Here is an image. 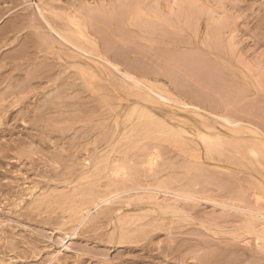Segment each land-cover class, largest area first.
Listing matches in <instances>:
<instances>
[{
	"label": "bare ground",
	"instance_id": "bare-ground-1",
	"mask_svg": "<svg viewBox=\"0 0 264 264\" xmlns=\"http://www.w3.org/2000/svg\"><path fill=\"white\" fill-rule=\"evenodd\" d=\"M37 2H34L33 0H0V2H3V3H1L0 4V19H1V17L3 18H6L7 19V17H8V20H6V21H9V23L7 22H5L4 21V23H5V28L3 27V30L2 31H4V30H6V28H7V31H5V33H6V36H4V32H0V34H3V37L4 38H1L2 40H4V41H6V43H8V40H10V38H12V36L14 35V34H18V33H21L22 32V34L20 35V34H18L19 36H17V37H15V39H13L14 40V42H18L17 43V46L18 45H20L21 43L20 42H22V44H21V47H18V53H19V55L21 56L22 55V57H23V60H25V62L24 61H22V60H20V62L19 61H17L18 62V64L19 63H32V64H35V65H39L40 66V68H39V70H41V72H44V73H41V74H43L40 78L42 79V80H40L39 78V80L37 79V77H39V74H40V72H39V70H33V72H32V70L30 69H28V71H27V67L26 66H24L25 67V69H26V71H25V69H19L18 68V66H21L22 64H17V69H16V66L14 65V63H12L13 65H14V68L12 69L11 67H10V70L12 71H14V70H17L16 71V77L14 76V75H12V74H10V76L9 75H2V74H0V85L2 84V82H5V81H7L6 83H8L7 84V86H8V88L10 89V90H8V88H7V86H6V88H4V92H5V90L7 91V92H5V93H7L8 94V92H11V94L10 95H8V96H11V97H14V93H12L13 92V90H14V92H15V89H16V93H17V95L19 96V97H17L16 99L19 101V99H20V96H22V97H24V98H22V99H24V100H22V99H20L21 100V104H22V101H23V103L24 104H22V105H24V107L25 106H27V108L25 107L24 108V110L26 109H28L27 111H25L24 112V110H23V106H16L15 105V107H17V109L19 110V112L21 113V114H18L17 112V115H15L16 113H14L13 114V111H11L12 112V114L13 115H15V116H17L16 118H23L22 119V121L24 120L25 121V118L26 117H30L31 116V114H30V112L31 111H33V109L31 110V109H29L28 108V105H26V101L27 100H29L30 101V97L31 96H29L28 97V95H26V94H28V92H27V89L28 90H30V89H32L33 87H34V89H35V87L36 86H42V87H46V85H47V82L49 81H53L52 83L53 84H49V82H48V84L50 85V86H52V87H54L53 89H55V87L56 86H58V92H59V90H61L60 88H63L64 87V89L63 90H65L66 91V89H65V87H67V86H71V90H70V87H69V89L68 90H70L71 92H72V90H73V92H75L76 91V93H78L79 94V92H77V90H74V89H76V88H74L75 86H77L78 84H76V81H82L83 80V78L86 76V74H87V77H89V72H90V70H92V72H90V75L94 72L93 71V69H90L89 67H91L90 66V62L88 63V60L89 59H91V61H92V59H93V61L92 62H94V58L95 57H97V56H99V58H101L103 61H104V64H103V66L104 67H107L108 68V65H111L112 64V62L114 63L115 61H116V63H117V61L118 62H122V60L124 61V57H128L127 58V60L129 59V57H130V55L131 54H134V53H132L133 52V49H135V48H133L132 49V46H131V44H130V46H129V44H127L128 42L127 41H129V40H131V39H129L128 40V38H121V30L120 29H123L124 27H122L124 24H127V26L126 27H128V28H124L125 30H131V35H132V33L134 34H137L136 35V37L139 35L140 36V39H141V41L139 42H137V43H142V40L144 41L145 39H149L150 40V38H153V37H155V35H157L158 33V31L156 30V29H159L160 31H159V33L160 34H158V39H159V41H158V45H165V46H171V44L173 43H171L170 42V40L171 39H169V38H167L164 34H166V33H164V32H166L165 30H168L169 31V29L171 28V29H173L174 28V25L178 28V25L180 24L179 22V24H175V22L177 21H175L174 22V20H173V22H172V16H171V8H174V7H172L173 5H174V2L175 1H177V2H175L176 4L179 2V5H180V8L178 9V11L179 12H177V14L178 13H183V12H185V11H190L191 10V12H185V13H183V14H185V15H187L188 13H189V15H187V17L189 16V18H187V17H183L184 19H188V21L190 20V22H185L184 23V21L185 20H183V19H180L181 21L183 20V22H182V24L181 25H179V26H182L183 24V26L184 27H179V29L180 30H182L183 29V31H185L186 29H188L187 31H190L189 30V26L188 27H186L185 28V24L186 23H191V24H189L190 26H191V30H193L192 31V33H194L193 34V37L195 38V36H199V34H200V32L198 31V28L202 25V26H205L204 28H202L204 31L206 30V36H204L205 38H204V40L203 41H201V43L202 44H204V51H206L211 57H213V56H215L217 59L218 58H226V57H229V52H222V51H224L223 50V47H222V44H223V42L225 43V41H226V43L223 45V46H225V45H227L228 43L227 42H229L228 40H227V36H226V34L228 33V31L230 30V31H234L233 30V26H234V21H232L231 19H234L235 20V18H229V16L227 17V14L228 13H226V11L228 10V9H226V8H228L229 6V4H232V1L233 2H235L234 4H232V6H231V10H234V11H241V13L243 14V13H245L246 15H247V12H244V11H248V9L250 8V7H248V9H243L244 7H243V5H245L249 0H202L201 2H203V3H201L200 2V0H196L197 2H195V0H193L192 2H190L191 4H188L190 7L189 8H192V9H189L188 7H186V9H185V6H187V5H185V4H187V2L189 3V1H187L186 0V2H185V6H184V9H185V11H183L184 9H181V8H183V5H181V3L183 2L184 3V0L182 1V0H175L174 2H173V4L171 3V1L172 0H36ZM241 1H243L245 4H243V2H241ZM246 1V2H245ZM262 1V0H261ZM181 2V3H180ZM199 2V3H198ZM242 3L243 5H242V7H239L238 6V3ZM262 2H264V1H262ZM6 4V6L4 5H2V4ZM192 3L194 4V3H197V4H194V6L192 5ZM228 3V4H227ZM240 3V4H241ZM252 3V2H251ZM2 5V6H1ZM178 4H177V8H178V6H179ZM216 5H218L217 7H214V6H216ZM219 5H222V6H220L221 8H223L222 10H223V12H225L226 13V17H224V18H222V20L219 22L218 21V17H217V15H216V13H218L219 14V12L221 11V9L220 10H218V7H219ZM247 6H249L248 4H246ZM251 5V4H250ZM252 5H254L253 3H252ZM174 6H176V5H174ZM203 6H205L204 7V9L205 10H203V8H202V10L204 11H202V10H199V9H201V7H203ZM1 7H2V9H1ZM214 7V8H213ZM219 7V8H220ZM16 8V9H15ZM177 8H174V9H176L177 10ZM210 8V9H209ZM213 8V9H212ZM215 8H217V10L215 9ZM7 9V10H6ZM181 9V10H180ZM212 9V10H211ZM214 9H215V13H214ZM229 9V10H230ZM1 10H3V11H1ZM207 10V13H208V11L209 10H211V11H209V13H208V15L206 16L205 15V11ZM252 10V7H251V9H249V11H251ZM261 10H264V3H262V6H261ZM20 11V12H19ZM22 11V12H21ZM175 11V10H174ZM181 11V12H180ZM199 11H200V13H199ZM216 11H219V12H216ZM116 13V15H115V13ZM119 12H120V15L122 16V18H121V16L119 17L118 16V18H119V20H120V18H121V22H122V25L121 24H117V27H118V25H121L120 27H122V28H117V27H115V25L116 24H114L115 23V21L114 20H117V22L118 23H120V21H118V18H117V15L119 14ZM123 12H125L126 14H129V16H126V14H123ZM172 12H173V9H172ZM203 12V13H202ZM222 12V11H221ZM264 12V11H263ZM15 14V16H14V14ZM113 13H114V15H113ZM118 13V14H117ZM203 14V17H202V14ZM13 14V15H12ZM174 14V13H173ZM183 14H181L182 16H183ZM222 14V13H221ZM236 14V13H235ZM245 14H243L244 16H245ZM248 14H249V12H248ZM264 14V13H263ZM116 16V18L117 19H115V17L113 18V16ZM176 15V14H175ZM204 15L207 17V19H205L206 17H204ZM214 15H216V18H215V16ZM223 15H224V13H223ZM229 15H231V16H233L231 13H229ZM249 15H254V14H249ZM260 15V14H259ZM12 16V17H11ZM106 16V17H105ZM138 16H142V17H145V18H142V17H138ZM146 16H147V19H146ZM150 16L152 17L151 18V21L150 22H152L153 20V24H151L150 22H148L149 20L148 19H150ZM209 16V17H208ZM219 16V15H218ZM225 16V15H224ZM236 16H237V14H236ZM239 16V15H238ZM128 17V18H127ZM181 17V16H180ZM256 17V16H255ZM257 17H258V15H257ZM261 17V16H260ZM104 18H105V20H104ZM113 18V19H112ZM124 18H126L127 20V23H126V21L125 20H123V21H125V22H123L122 21V19H124ZM136 18H138L139 20L142 18V19H144L143 21H142V19L139 21L138 20V22H140L141 23V25L140 24H138V23H135V22H137L136 21ZM176 18V17H175ZM205 21V22H201L200 23V21L202 20V19ZM251 18V17H250ZM112 19V20H111ZM156 19V20H155ZM238 19V18H237ZM257 19V18H256ZM258 19H259V17H258ZM102 20H103V22L105 23V26H106V20H108V24L110 23V25H108V26H106V28L104 27V25H100V23L102 22ZM220 20V19H219ZM110 21V22H109ZM111 21H113V22H111ZM155 21H156V23H155ZM157 21H158V26H157ZM216 23L217 21H218V24H219V26H217L218 24H216V27L214 26V22ZM145 22V23H144ZM235 22H236V20H235ZM250 22V21H249ZM3 23V22H2ZM111 23H113L114 24V26H113V24L111 25ZM174 23V24H173ZM253 23L254 24H256L255 26H253V27H251V28H249V29H247L248 31L249 30H253V32L254 31H261L263 28H264V15L261 17V20H258V21H256V23L254 22V20H253ZM253 23H251L252 25H254ZM7 24H8V27H7ZM147 24V25H146ZM155 24V25H154ZM201 24V25H200ZM251 24H249V25H251ZM74 27H73V26ZM199 25V26H198ZM2 26V25H1ZM111 26V27H110ZM201 26V27H202ZM2 28V27H1ZM0 28V29H1ZM169 28V29H168ZM64 29H66V31H64ZM73 29V30H72ZM123 29V30H124ZM170 29V30H171ZM200 29V28H199ZM27 32H26V31ZM71 30L74 32V31H77L78 32V34L77 35H75V32H74V34L72 33V35H74V36H76L77 38L79 37V35H80V37L82 38V40H78V39H76V38H74V37H72V35L71 34H69L70 32H71ZM202 30V31H203ZM24 31V32H23ZM128 31V32H129ZM133 31V32H132ZM155 31V32H154ZM157 31V32H156ZM172 31V30H171ZM169 32V33H172V32ZM175 30L173 29V32H174ZM196 31V32H195ZM69 32V33H68ZM124 32V31H123ZM155 34H154V33ZM176 32V31H175ZM197 32H198V34H197ZM125 33H126V35H125ZM125 33H123L124 34V36H128L129 34L127 33V31L125 32ZM168 33V34H169ZM179 33V32H178ZM196 33V34H195ZM202 33V32H201ZM134 34V35H135ZM117 35H118V37H119V39L117 40ZM171 35V34H170ZM169 35V36H170ZM179 35V34H178ZM181 35V34H180ZM256 35H258L257 33H256ZM260 35V34H259ZM0 36H2V35H0ZM15 36V35H14ZM43 36H49V38H52L51 40L53 41V43H51V41H49V43H51V44H54V43H59L58 45H61L62 46V49H63V51H62V49H61V52L64 54V56L66 55L67 57H69L70 59H75V58H77V59H79L78 57H80V55H82V57H88V58H86V59H88L87 61L86 60H84V59H82L81 58V60H84L85 62L83 63V64H87L88 65V67L87 68H89L88 70H89V72H87L86 70L87 69H85V66H84V70H81V72H86L83 76V78H80V77H76V76H81L82 74L81 73H79L78 74V72H75L76 70H79V68H80V66H79V64L77 65V66H75V62H76V60H74L73 62L74 63H72V62H70L69 61V59H66L65 61H66V64L67 63H70V64H73L72 66L71 65H69L68 64V67L69 68H77V69H75V71L74 72H72V75H71V69H69V68H64V66L65 67H67V65L64 63V62H60L59 60H61L62 58H63V55L62 54H59V51L60 50H58V53L53 49L54 48V45H53V47H49V45L51 46V44H49L48 43V38L47 39H45V37L43 38ZM115 36V39H112V37H114ZM175 36V35H174ZM174 36H172L173 38H175ZM184 36V35H183ZM208 36H210V37H208ZM244 36V35H243ZM79 37V38H80ZM117 37V38H116ZM132 37V36H131ZM142 37V38H141ZM261 37V36H260ZM134 38V37H133ZM137 38H139V37H137ZM137 38H134V39H137ZM164 38H167L166 40L164 39ZM171 38V37H170ZM236 38V36H234V38L233 39H235ZM241 38V37H240ZM39 39V40H38ZM121 39V41H119ZM124 41H123V40ZM157 39V38H156ZM189 39V38H188ZM199 39V38H198ZM237 39V38H236ZM21 40H23V41H21ZM45 40H47V42L45 41ZM57 42H56V41ZM111 40H112V42L114 43L115 42V44H114V46L116 47L117 46V48H115V49H112L111 47H114L113 46V43L111 42ZM113 40H115V41H113ZM146 40V41H147ZM153 40V42H155L154 40L155 39H152ZM161 40H163V41H161ZM184 40V39H183ZM187 40V39H186ZM195 40H197V39H195ZM240 40V39H239ZM243 40V39H242ZM263 40V39H262ZM45 41V42H44ZM55 41V42H54ZM126 41V42H125ZM133 41V40H132ZM137 41V40H136ZM165 41V42H164ZM177 41H179V40H177ZM198 41V40H197ZM237 41V40H236ZM10 42V41H9ZM150 42H152V41H149V43ZM162 42V43H161ZM180 42H182V41H180ZM179 42V43H180ZM184 42V41H183ZM182 42V43H183ZM200 42V41H199ZM232 42H234V41H232ZM239 42V41H238ZM5 43V42H4ZM112 43V44H111ZM132 49H130L129 51L130 52H128L127 51V49H126V44ZM136 43V44H137ZM155 43V44H156ZM182 43H180V44H182ZM194 43V45H198V43H196V42H193ZM9 44H12V42L11 43H9ZM117 44V45H116ZM151 44V43H150ZM185 44H187V43H185ZM184 44V45H185ZM189 44V43H188ZM7 45V44H6ZM112 45V46H111ZM126 45V46H125ZM135 45V44H134ZM139 45V44H138ZM152 46H153V44H151ZM179 45V44H178ZM5 46V45H4ZM127 46V47H128ZM199 46V45H198ZM222 47V50H220V51H218L220 48L219 47ZM129 47H128V49H129ZM139 47V46H138ZM140 47H141V44H140ZM144 47V46H143ZM61 48V47H60ZM125 49V51H124V49ZM137 48V47H136ZM176 48H178L177 47V44H176ZM202 48V47H201ZM200 48V49H201ZM20 49V50H19ZM48 49H49V51H48ZM50 49H52V50H50ZM121 49V50H120ZM142 49V48H141ZM151 49V48H150ZM167 49H169V48H167ZM14 51H16V52H12L13 53V56H12V53H11V55L10 56H12L11 58H13L14 56H15V54L17 53V50H15V48L13 49ZM140 50V49H139ZM160 50H161V48H160ZM170 50V49H169ZM194 50V49H193ZM197 50V49H196ZM20 51V52H19ZM127 51V52H126ZM132 51V52H131ZM142 51V50H141ZM140 51V52H141ZM150 51H152V50H150ZM191 51V50H190ZM198 51V50H197ZM5 52V51H4ZM7 52H9L10 53V51H7ZM43 52V54H46V55H50L51 57H49V56H42L41 55V53ZM139 52V51H138ZM167 52H169V51H167ZM177 52V51H176ZM188 52H189V50H188ZM192 52V51H191ZM8 53V54H9ZM15 53V54H14ZM17 53V54H18ZM48 53V54H47ZM131 53V54H130ZM137 53V51L135 52V54ZM154 53V52H153ZM171 53H172V51H171ZM181 53V52H180ZM179 53V54H180ZM192 53H194V51L192 52ZM200 53V52H199ZM248 53V52H247ZM254 53V52H253ZM147 54V53H146ZM173 54V53H172ZM181 54H184V53H181ZM188 54H190V52L188 53ZM202 54V53H201ZM7 55V54H6ZM19 55H17V57H19ZM53 55V56H52ZM95 55V57H93ZM148 55V54H147ZM174 55H177V54H174ZM204 55V54H203ZM93 58H92V57ZM132 57H131V59L133 58V55H131ZM185 56V55H184ZM202 56V55H201ZM4 57V56H3ZM2 57V58H3ZM7 57V56H6ZM9 57V56H8ZM21 57V58H22ZM91 57V58H90ZM171 57V56H170ZM179 57H180V55H179ZM183 57V56H182ZM189 57V56H188ZM194 57V56H193ZM196 57H198L197 56V54H196ZM203 57V56H202ZM10 58V57H9ZM11 58H10V60H11ZM20 58V57H19ZM42 58V59H41ZM122 58H124V59H122ZM134 58H138V57H135L134 56ZM157 58V57H156ZM164 58V57H163ZM174 58V57H173ZM172 58V59H173ZM200 58V57H199ZM232 58V57H231ZM15 59H16V57L14 58V61L13 62H16L15 61ZM171 59V58H170ZM183 59V58H182ZM191 59V58H190ZM201 59V58H200ZM204 59V58H203ZM209 59V58H208ZM6 60V59H5ZM13 60V59H12ZM12 60H11V62H12ZM49 60H51V62H49ZM52 60H55V61H52ZM63 60V59H62ZM101 60V61H102ZM120 60V61H119ZM126 60V59H125ZM126 60V61H127ZM161 60V59H160ZM181 60V59H180ZM194 60H195V57H194ZM210 60V59H209ZM229 60H231L230 58H229ZM30 61V62H29ZM78 61V60H77ZM80 61V60H79ZM90 61V60H89ZM100 61V62H101ZM129 61V60H128ZM174 61H176V60H174ZM187 61V60H186ZM198 61H200V60H198ZM212 61V60H211ZM218 61V60H217ZM216 61V62H217ZM222 61V60H221ZM11 62H9L10 64H9V66H11ZM16 62V63H17ZM130 62V61H129ZM129 62H128V64H129ZM169 62V61H168ZM173 62V61H172ZM179 62V61H178ZM216 62H214L215 64H216ZM231 62V61H230ZM124 63V62H123ZM122 63V64H123ZM140 63V62H139ZM141 63H142V61H141ZM171 63V62H170ZM184 63L186 64L187 62H185L184 61ZM202 63V62H201ZM200 63V64H201ZM218 63V62H217ZM118 64H120V63H118ZM132 64V63H131ZM194 64V63H193ZM6 65H8V62H7V64ZM31 65V64H30ZM107 65V66H106ZM121 65V64H120ZM150 65V64H149ZM165 65V64H164ZM170 65H173V64H170ZM179 65V64H178ZM182 65V64H181ZM209 65V64H208ZM3 66V65H2ZM32 66H34V65H31L29 68H31ZM75 66V67H74ZM78 66H79V68H78ZM114 66V65H113ZM112 66V67H113ZM137 66V65H136ZM161 66V65H160ZM167 66V65H166ZM180 66V65H179ZM205 66V65H204ZM216 66V65H215ZM115 67V70H117V71H119V72H121L124 76H122V79H123V77H125L126 79H125V81H129L131 84L130 85H134L133 87H137L138 89H141L140 88V86H142V87H145L146 86V84L140 79V78H138V77H136V76H134V75H132L131 74V72H129L128 70H130L129 68H125V67H123L124 69H126V71L124 70H122L121 69V67L120 66H114ZM128 67V66H127ZM129 67H131V66H129ZM137 67H139V66H137ZM162 67V66H161ZM182 67V66H181ZM184 67V66H183ZM186 67V66H185ZM193 67V66H192ZM195 67V66H194ZM207 67V66H206ZM209 67V66H208ZM214 67V66H213ZM212 67V68H213ZM219 66H217V68H218ZM2 68H5V63H4V67H2ZM8 68V67H7ZM35 68V67H34ZM81 68H82V66H81ZM134 68V67H133ZM143 68V67H142ZM176 68H179V67H177L176 66ZM198 68V67H197ZM202 68V67H201ZM226 68V67H225ZM259 68V67H258ZM6 69V68H5ZM9 69V68H8ZM83 69V68H82ZM136 69H139V68H136ZM165 69H167V67L165 68ZM184 69V68H183ZM219 69V68H218ZM142 70V69H141ZM153 70H154V67H153ZM153 70H151V72L153 71ZM156 70V69H155ZM191 70V69H190ZM189 70V71H190ZM209 70H211L210 68H209ZM214 70V69H213ZM223 70V69H222ZM21 71V72H20ZM22 71L23 72H25V73H23V74H26V75H22ZM35 71V72H34ZM36 71H38V76L36 75ZM130 71H132V72H134L132 69L130 70ZM139 71V70H138ZM149 71V70H148ZM169 71V70H168ZM174 71V70H173ZM187 71V70H186ZM200 71V70H199ZM207 71V70H206ZM218 71V70H217ZM224 71V70H223ZM232 71V70H231ZM256 71H258V70H256ZM30 72L33 74V73H35L34 75H31L30 74ZM69 72H70V74H69ZM142 72H144V71H142ZM141 72V73H142ZM150 72V71H149ZM154 72V71H153ZM160 72V71H159ZM6 73V72H5ZM27 73H28V75H27ZM136 73V72H135ZM138 73V72H137ZM136 73V74H137ZM169 73V72H168ZM186 73V72H185ZM188 73V72H187ZM189 73H191V72H189ZM195 73V72H194ZM211 73H213V72H211ZM211 73H208V74H211ZM64 74H66V75H71L70 77V79H72L71 81H70V79H69V76L67 77L68 79H69V81H68V79L66 80V75H64ZM74 74V75H73ZM75 74H78V75H75ZM81 74V75H80ZM173 74V73H172ZM177 74H179V73H177ZM18 75V76H17ZM30 75H31V77H30ZM63 75V76H62ZM146 75V74H145ZM147 75H149V74H147ZM174 75V74H173ZM187 75H189V74H187ZM186 75V76H187ZM196 75V74H195ZM201 75V74H200ZM225 76H227V74H224ZM230 75V74H229ZM33 76H37L36 78H34ZM65 76V77H64ZM115 76V75H114ZM142 76V75H141ZM205 76H207L206 75V73H205ZM213 76V75H212ZM215 76V75H214ZM231 76V75H230ZM30 77V78H29ZM64 77V78H63ZM201 77H203V75L201 76ZM43 78H46L45 79V81H47V82H45L44 80H43ZM78 78V79H77ZM80 78V79H79ZM116 78H118V76H116ZM119 78H121V77H119ZM179 78V77H178ZM186 78V77H185ZM194 78H195V76H194ZM207 78V77H206ZM206 78H204L205 80H206ZM208 78H209V75H208ZM218 77H217V75H216V79H217ZM7 79V80H6ZM31 80L32 79V82L31 81H28V80ZM35 79H37V80H35ZM50 79V80H49ZM75 79H77L76 81H73V80H75ZM112 79V78H111ZM114 79V78H113ZM180 79V78H179ZM187 79V78H186ZM186 79H185V81H186ZM193 79V78H192ZM197 80H198V78H196ZM234 79V78H233ZM5 80V81H4ZM34 80V81H33ZM58 80V82H54V81H57ZM84 80H87V79H85L84 78ZM191 80V79H190ZM223 80H224V78H223ZM241 80V79H240ZM43 81H44V83H43ZM120 81H121V79H120ZM175 81H176V79H175ZM211 80L209 79V82H210ZM221 81V80H220ZM60 82V83H59ZM83 82V81H82ZM81 82V83H82ZM202 81L200 80V83H201ZM45 83H46V85H45ZM57 83V84H56ZM78 83V82H77ZM84 83H85V85H84ZM128 83V82H127ZM181 83H182V81H181ZM188 83H189V81H188ZM212 83V82H211ZM226 83V82H225ZM230 83H232V82H230ZM44 86H43V85ZM54 84H56V85H54ZM63 84V85H62ZM185 84V83H184ZM194 84V83H193ZM215 84H217V82L215 83ZM214 84V85H215ZM229 84V83H228ZM3 85V84H2ZM60 85H62L63 87H61ZM65 85V86H64ZM67 85V86H66ZM81 84H79V86H80ZM82 85H84V87H86L85 89H87V88H90V85H89V82H88V80L87 81H85V82H83V84ZM145 85V86H144ZM176 85V84H175ZM174 85V86H175ZM182 85V84H181ZM191 85V84H190ZM200 85V84H199ZM213 84H212V86H214ZM221 86L223 85L222 84V81H221V84H220ZM231 85V84H230ZM5 86V85H4ZM50 86H48L47 85V88H51L50 89V91L48 92L49 93V95L48 96H46V99L42 102V101H38V102H36V99L34 100V101H32V98H31V103L33 104V107H34V105H41V107L43 108L44 107V109L47 111V109H51L52 110V108L53 109H55L56 110V106H57V104H60V103H62L63 101H64V99L66 100V98H65V96H67V95H69V93H70V91H68L69 93H67V92H64L65 94L67 93V95H63L64 93H61L62 91H60L59 93L57 92V89H55L54 90V95L53 94H51V91H53L52 90V87H50ZM197 86V85H196ZM208 86V85H207ZM207 86H206V89H208L207 88ZM215 86H218V85H215ZM15 87V88H14ZM26 89H25V88ZM84 87H82V88H84ZM103 87H105V86H103ZM182 87V86H181ZM180 87V88H181ZM185 87V86H184ZM194 87V86H193ZM203 87H205V85L203 86ZM240 86H238V88H239ZM19 88H24L25 89V92H22L21 90H19ZM37 88V87H36ZM41 88V87H40ZM47 88H43V90H45V89H47ZM81 87H79L78 89H79V91L80 92H83V91H85L84 89H82ZM177 88H178V86H177ZM192 88V87H191ZM201 88H202V86H201ZM210 88V87H209ZM215 88V87H214ZM213 88V90H215ZM13 89V90H12ZM18 89V90H17ZM34 89H32L33 91H34ZM38 89V88H37ZM82 89V90H81ZM91 89V88H90ZM188 89V91H189V88H187ZM186 89V90H187ZM198 89V88H197ZM205 89V90H206ZM248 89V88H247ZM3 90V88H1L0 89V91H2ZM12 90V91H11ZM36 90V89H35ZM88 90V89H87ZM86 90V91H87ZM157 90V89H156ZM201 90V89H200ZM204 90V91H205ZM222 90V89H221ZM220 89L217 91V92H219V91H221ZM228 90V89H227ZM85 91V92H86ZM93 91V90H92ZM137 91V90H136ZM182 91V90H181ZM187 91V94L189 93ZM203 91V90H202ZM208 91H210V90H208ZM223 91H224V88H223ZM223 91H222V94H224L223 93ZM234 91V90H233ZM239 91V90H238ZM240 91H241V89H240ZM32 92V91H31ZM36 92H37V94H36ZM36 92H34L35 93V95H36V97H37V99H38V96H40L41 97V95H42V92H40V91H36ZM94 92V91H93ZM138 92V91H137ZM137 92H135V93H137ZM152 92V91H151ZM167 92V91H166ZM191 92H193V91H191ZM190 92V93H191ZM216 92V91H215ZM248 92V91H247ZM20 93H22V94H24V96L23 95H20ZM56 93V94H55ZM75 93V94H76ZM88 93V92H87ZM94 93H96V92H94ZM153 93H154V89H153ZM189 93V94H190ZM207 93V92H206ZM206 93H204V95L206 94ZM209 93V92H208ZM220 93V92H219ZM235 93V92H234ZM251 93V92H250ZM14 94V95H13ZM75 94H72V96H73V98H72V96L71 95H69V97L71 96V98L72 99H74L75 100V98L77 99V97H75V96H77V95H75ZM83 93H81V99H83L84 100V102L83 103H86L87 104V102L90 100V99H88V101H87V99L86 98H90V95L88 94V96H86V95H82ZM92 94V93H91ZM138 94H141V92L140 93H138ZM155 94H157L159 97H160V99H163V100H167V102L168 101H171L172 99V96H171V94H169L170 96H171V98H170V96H168V94H164L163 93V91H161V92H157V91H155ZM192 94V93H191ZM190 94V95H191ZM199 94V93H198ZM202 94V93H201ZM200 94V95H201ZM217 94V93H216ZM226 94V93H225ZM2 95V92H1V94H0V96ZM3 95H4V93H3ZM16 95V96H17ZM30 95V94H29ZM35 95L34 96H32V97H35ZM46 95V94H45ZM44 95V96H45ZM75 95V96H74ZM95 95V94H94ZM137 95V94H136ZM221 95V94H220ZM237 95V94H236ZM239 95V94H238ZM5 96V98L4 97H0V99H2L3 101L8 97H6V94L4 95ZM26 96V97H25ZM82 96H86V98L84 97V98H82ZM105 96V95H104ZM134 96V95H133ZM138 96V95H137ZM148 96V95H147ZM206 96V95H205ZM214 96V95H213ZM219 96V95H218ZM233 96V95H232ZM27 97H28V99H27ZM35 97V98H36ZM39 97V98H40ZM68 97V96H67ZM67 98L68 100H66L67 101V103H66V101H64L62 104H68L69 102L68 101H70V105H71V103H72V108L71 107H69L68 106V108L66 107L67 105H59V107L57 106V109L59 108V113H57V114H60L59 115V119H61L63 116H64V114H67V111H69V109L71 108L72 109V112L71 113H73V109H74V111H75V108H80L79 107V105L78 106H75L76 104H74L73 102H77V101H82L80 98H78L79 100H75V101H73L72 99H70V98ZM79 97H80V95H79ZM92 98H93V94H92V96H91ZM102 97V95L100 94V98ZM107 97H108V95H107ZM107 97H102V99H103V101H104V99H106ZM143 97V96H142ZM157 97V96H156ZM196 97H198V96H196ZM195 97V98H196ZM210 97H211V95H210ZM209 97V98H210ZM215 97H217V96H215ZM221 97V96H220ZM219 97V98H220ZM223 97H224V95H223ZM231 97V96H230ZM241 97V96H240ZM19 98V99H18ZM51 100H50V99ZM61 98V99H60ZM91 98V99H92ZM138 98V97H137ZM146 97H143V99H145ZM150 98V97H149ZM199 98V97H198ZM204 98V97H203ZM202 98V99H203ZM208 98V97H207ZM219 98H218V100H219ZM228 97H226V99H227ZM236 98V97H235ZM25 99H27L26 101H25ZM34 99V98H33ZM63 99V101H60V103L58 102L59 100H62ZM151 99V98H150ZM171 99V100H170ZM173 99H175V100H177L176 99V97L175 98H173ZM215 99V98H214ZM222 99V98H221ZM224 99V98H223ZM222 99V100H223ZM237 99V98H236ZM236 99H235V101H236ZM244 99V98H243ZM2 100H0V110H2L3 108H1V105L3 106V104L4 103H2L1 101ZM16 100V102H15V104L17 103V104H19V105H21L20 104V101L18 102ZM50 100V101H49ZM96 99H92L90 102H88V104H92V101H94V102H96L95 101ZM175 100H173L174 102H175ZM229 100H230V102H231V99L229 98ZM247 100V99H246ZM86 101V102H85ZM102 101V100H101ZM101 101H97L98 103H102ZM106 101H107V99H106ZM126 101V100H125ZM146 101H148V102H150L149 101V99L148 98H146ZM196 101V100H195ZM194 101V102H195ZM202 101V100H201ZM203 101H205V100H203ZM209 101V100H208ZM213 100L211 99V102H212ZM224 101V100H223ZM226 101V100H225ZM228 101V100H227ZM226 101V102H227ZM234 101V99H233V102H235ZM41 102V103H40ZM152 102H155V99H154V101L152 100ZM210 102V103H211ZM230 102L229 103H227L228 105L230 104ZM237 102V101H236ZM235 102V103H236ZM2 103V104H1ZM28 103V102H27ZM29 104V105H32V104ZM40 103V104H39ZM78 103V102H77ZM81 103V102H80ZM82 103V104H83ZM137 104H138V101L136 102ZM170 103V102H169ZM172 103V102H171ZM215 103H216V101L214 102V103H212V105L210 104H206V105H209L208 106V108H206V109H208V111L205 109V111H207V113L208 114H210V115H208V116H206V115H204V114H201L200 113V111H201V107H199V106H191V105H189V103H184V104H182L183 105V107L184 108H186L187 109V111L189 112V113H192V114H194V115H197V116H201L202 118H201V120H197V119H195V118H193L192 117V119H193V121H195V124H192V126L193 125H195V127H196V130H194V131H197L198 132V134H199V136H201L204 140H205V143H206V150H207V154L206 155H208V159L210 160V161H215V159H216V161L218 162L219 160H221V158L223 159V157H221V156H214L213 154H212V152L214 151V149H216V148H218L219 146H220V144H219V142L220 141H222L223 140V137H228V138H231V140H229L230 142L232 141V139L233 140H237V139H239V140H248L247 142H248V146L250 145V142H252V141H249V139L251 138L250 137V135L248 136V137H250V138H248V137H246L247 135V133H253L254 134V136H255V138L256 139H258V143H259V145L260 146H258V147H261V144L262 145H264V137L263 136H261L259 133H258V131H256V130H253L252 128H251V126H252V124H250L249 123V125L247 126L246 124H248V122H245V118L246 117H242L241 115H239L238 113L236 114L235 113V111H234V109H230V107H232V106H228V108H226L225 107V105H224V107H215V106H217V105H215ZM232 103V102H231ZM243 103V102H242ZM245 103V102H244ZM80 105L81 107H86L84 104L83 105ZM87 104V105H88ZM103 104V103H102ZM178 104V102H176V105ZM181 104V103H180ZM179 104V105H180ZM217 104V103H216ZM222 104V103H221ZM240 103H238V105H239ZM248 104V103H247ZM202 105H203V103H202ZM215 105V106H214ZM231 105V104H230ZM233 105V104H232ZM251 105H255V104H251ZM5 106V105H4ZM8 106V107H7ZM9 104L8 105H6L5 107L6 108H9ZM36 107L37 109H35L33 112L34 113H36L35 111H40L36 116H34L33 114V112H31V113H33L32 114V117L34 116L35 117V120H36V118H37V120L39 121L40 119L41 120H43L44 118H46V116H47V120H46V122L48 121V116H50V113H52V112H54L55 110H53V111H51L50 109L48 110V111H50V113L47 111H45L44 109H43V111H45V113H46V115H45V113H42V115H41V112H43L42 111V108H40V107ZM61 106V107H60ZM62 106H64V108L66 107V109H68L65 113H63L62 111L64 110V108H62ZM141 106V105H140ZM219 106V105H218ZM223 106V105H222ZM249 106V105H248ZM22 107V108H21ZM30 107H32V106H30ZM46 107V108H45ZM75 107V108H74ZM133 108H135L136 109V113H137V111H139V106H138V109H137V105L136 104H134L133 106H132ZM147 108L144 110V108H142V110H144L145 112H142L141 113V115L142 116H140V117H144L145 119H146V125H145V123L143 124V123H139V124H136V125H138V127H137V129L140 127L141 129V133H139V129H138V134H136L137 133V129L135 128L136 127V125H134V127H132V129L130 128V130H129V133L131 134H129L128 136H134L135 134H136V136H134V137H139L140 135L139 134H141V137L142 138H144V136H146L145 138H149V136H152L151 134H153V133H155V129H158V127H156V128H154V126H157V125H159L160 123H154V120L152 121L151 120V118H155V117H153V112H154V109L155 108H150L149 106H146ZM149 107V108H148ZM170 107V106H169ZM234 107V106H233ZM240 107V106H239ZM40 108V109H39ZM60 108H61V110H60ZM87 108V110L89 109V108H91V110H94V109H92L93 108V105H91V107H86ZM86 108H80V110H82V112L83 111H85V109ZM201 108V109H200ZM243 108H244V106H243ZM246 108V107H245ZM252 108V107H251ZM264 108V107H263ZM11 109V108H10ZM10 109L7 111V112H5V108H4V111L3 112H5V115L7 114L8 115V113H9V111H10ZM21 109H22V111H21ZM181 109V108H180ZM236 109H237V107H236ZM240 109V108H239ZM258 109H260V107L258 108ZM78 111V109H76V112L77 113H73L74 115L76 114L77 115V117L79 118V117H82V116H84V114L85 115H88L89 113L88 112H90L89 110L87 111L86 110V113H88V114H86V113H80V114H78L79 112H81V111ZM134 109H132V111H133ZM141 110V111H142ZM185 110V109H184ZM209 110H211V111H209ZM242 109H240V111H241ZM247 110V109H246ZM252 110V109H251ZM250 110V111H251ZM56 111H58V110H56ZM71 111V110H70ZM141 111H139L138 112V114H140V112ZM162 111V110H161ZM170 111V110H169ZM10 112V113H11ZM62 113V115H61V113ZM103 112V111H102ZM106 112V111H105ZM108 112V111H107ZM107 112L105 113V114H107ZM131 112V111H130ZM135 112V111H134ZM163 112L166 114V115H169V114H172L171 115V117H173L174 118V116H176L177 114L175 113V112H172L171 113V111L170 112H167V111H164L163 110ZM236 112H237V110H236ZM243 112H245V111H243ZM247 112V111H246ZM262 112V111H261ZM2 113V112H1ZM9 113V115L11 116V114ZM47 113H49V115L47 114ZM55 114H56V112H54ZM71 113H69V115L71 114ZM112 113V111L111 112H109L108 114H111ZM128 113V112H127ZM242 113V112H241ZM248 113H249V110H248ZM251 113V112H250ZM256 113V112H255ZM44 114V115H43ZM53 115V118L55 119V122H57V120H56V118L58 119V115H57V117H56V115ZM104 114V115H105ZM113 114V113H112ZM135 114V113H134ZM164 114V115H165ZM246 114V113H245ZM253 114H254V112H253ZM252 114V115H253ZM21 115V116H20ZM68 115V114H67ZM66 115V116H67ZM79 115H81V116H79ZM103 115V114H102ZM103 115V116H104ZM127 115V114H126ZM131 115V114H130ZM136 115V114H135ZM144 115H146V116H144ZM243 115V114H242ZM249 115V114H248ZM255 115V114H254ZM259 115H260V113H259ZM45 116V117H44ZM60 116H62V117H60ZM66 116H64V117H66ZM72 116V114L70 115V117L69 118H72L71 117ZM95 116V115H94ZM121 116V115H120ZM129 116V115H128ZM139 116V115H138ZM170 116V115H169ZM250 116V115H249ZM258 116V115H257ZM2 117V119L0 118V123L2 124V122L1 121H6V123L3 125H1L0 126V134L2 133H9L8 131L6 132V128H9L8 127V122H7V119H8V117H7V119H5V117L4 116H1ZM12 117H14V116H12ZM32 117H30V118H26V120L27 121H25V123H27V122H30L31 120L30 119H32ZM34 117H33V119H34ZM56 117V118H55ZM63 117V118H64ZM74 117H76V116H74ZM73 117V118H74ZM97 117V116H96ZM127 117V116H126ZM133 117V116H132ZM147 117V118H146ZM149 117H151V118H149ZM43 118V119H42ZM52 118V119H53ZM62 118V119H63ZM131 118V117H130ZM143 118V119H144ZM176 118V117H175ZM183 118H186V117H183ZM249 118V117H248ZM262 118V117H261ZM4 119V120H3ZM9 119H10V117H9ZM8 119V120H9ZM14 119H15V117H14ZM21 119L19 120V121H21ZM32 119V120H33ZM62 119L60 120V121H62ZM65 119V118H64ZM77 119V118H76ZM103 119L105 120H107V117L105 118V116L103 117ZM132 119V118H131ZM156 119V118H155ZM187 119V118H186ZM185 119V120H186ZM254 119V118H253ZM17 120V119H16ZM35 120H33V123H35V125L36 124H39V123H36V121ZM39 121L40 122V125L42 124L41 122H43V121ZM72 120V119H71ZM102 120V119H101ZM122 120H124V117H123V119ZM127 120V119H126ZM138 120H141V118L140 119H138ZM152 121L151 123H150V121ZM182 120V119H181ZM11 121H13V118L11 119ZM37 121V122H38ZM92 121V120H91ZM93 121H94V119H93ZM100 121V120H99ZM98 121V122H99ZM128 121L130 122V120L128 119ZM132 121V120H131ZM180 121V120H179ZM248 121V120H247ZM250 121H251V117H250ZM249 121V122H250ZM253 121V120H252ZM255 121V120H254ZM259 121V120H258ZM262 121V120H261ZM17 122H18V120H17ZM16 122V123H17ZM44 122H45V119H44ZM44 122H43V125H41V126H39V128L41 127L42 128V126H44ZM59 122V121H58ZM100 122H102V121H100ZM99 122V123H100ZM155 122H156V120H155ZM182 122V121H181ZM184 122V121H183ZM186 122V121H185ZM184 122V123H185ZM31 123V122H30ZM50 123V122H49ZM52 123V122H51ZM87 124H88V122H86ZM97 124L96 126H97V128H99L98 126L99 125H101V124ZM104 123H106V122H104L103 121V124H102V127L101 128H104L103 126L105 125ZM124 123V122H123ZM150 123V124H149ZM152 123H154V124H152ZM172 123H174V122H172ZM257 122L255 121V124H256ZM262 123V122H261ZM8 124V125H7ZM11 124V123H10ZM53 124V123H52ZM63 124V123H62ZM85 124V123H84ZM94 124H95V121H94ZM107 124V123H106ZM133 124V123H132ZM182 124V123H181ZM185 124H187V122L185 123ZM189 124V123H188ZM258 124V123H257ZM260 124V123H259ZM5 125L7 126V127H5ZM26 125V124H25ZM24 125V126H25ZM33 125V124H32ZM31 125V126H32ZM46 125V124H45ZM48 125V124H47ZM46 125V127H48ZM73 125V124H72ZM128 125V124H127ZM141 125H144L143 127H145L147 130H153V131H147L146 129L144 130V128H142L141 127ZM164 126L163 128H165V125L167 126V124H160V126H159V129H162L163 130V128H162V126ZM251 125V126H250ZM15 126V125H14ZM12 127L13 128V131H11L12 132V134L13 135H15V133H13V132H15V131H17V129H15V131H14V128L17 126H15V127ZM19 126V125H18ZM31 126H29V128L31 127ZM49 126H50V124H49ZM96 126H94L95 128H96ZM106 126V125H105ZM124 126V125H123ZM131 126V125H130ZM147 126V127H146ZM150 126H151V128H150ZM153 126V127H152ZM190 126H191V122H190ZM204 126V127H203ZM255 126V125H254ZM33 127V126H32ZM37 127H38V125H37ZM46 127H44L47 131H49V130H53V129H56L57 128V126L55 127V124H54V126L53 127H55V128H51L52 127V125H51V129L48 127V129L46 128ZM61 127H63V125L61 126ZM65 127V126H64ZM63 127V128H64ZM94 127H90V129H88V130H85V131H87V133H88V135H89V137H88V135H86V137L88 138V141H89V138H91L90 137V134H91V131H96V130H98L97 128L95 129ZM108 127H110V126H106L105 127V130L108 128ZM114 127V126H113ZM125 127V126H124ZM204 129H203V128ZM259 127V126H258ZM11 128V129H12ZM17 128H19V127H17ZM28 128V127H27ZM43 128V129H44ZM93 128L95 129V130H93ZM101 128H99V129H101ZM136 130H135V129ZM149 128V129H148ZM193 128V127H192ZM256 128V127H255ZM32 129V128H31ZM34 129H36V127L34 128ZM43 129H38V130H40L41 131V133L40 134H42V130ZM44 129V130H45ZM78 129V128H77ZM116 128L114 127V129L113 130H115ZM133 129H134V133H132V131H133ZM144 130V134H143V130ZM183 128H179V130L178 131H180V130H182ZM262 129V128H261ZM9 131H10V128L8 129ZM22 131H23V128L21 129ZM20 130V131H21ZM24 130H26V127H25V129ZM28 130V129H27ZM26 130V131H27ZM37 130V129H36ZM38 130L36 131V132H38ZM79 130V129H78ZM80 130H81V128H80ZM79 130V131H80ZM117 130H119V129H117ZM263 130V129H262ZM20 131H19V133H18V135L17 136H20L21 135V133H20ZM26 131H24V132H22V138H19V137H15V139H18V141H15V142H19V140H21L19 143H17V144H20L21 143V145H22V147H24L23 145H25L24 143L26 142H28V141H26L28 138H27V136L29 137L31 134H26ZM30 131V130H29ZM29 131H27V133L29 132ZM39 131V132H40ZM84 130H83V132H85ZM88 131H90V134H89V132ZM108 132L109 131H112V126H111V129L109 128L108 130H107ZM104 132V134H110L111 136H112V134H115V132H118V131H116L115 130V132L114 131H112V132H114V133H112V132ZM121 131V130H120ZM158 131V130H157ZM156 131V132H157ZM205 131V132H204ZM207 131V132H206ZM11 132L9 133V134H11ZM36 132H35V135H31V136H33V138H31L29 141H30V143H31V145H32V143L34 144V142H32V140H35V138L37 137V135H38V137H39V135L40 134H36ZM38 132V133H39ZM83 132H80L81 133V135H85L86 134V132L85 133H83ZM92 132V133H93ZM146 132H148V133H146ZM153 132V133H152ZM183 132L184 131H182V134H183ZM23 133H25V135H27V136H23ZM33 133V132H32ZM44 133V132H43ZM78 133V132H77ZM83 133V134H82ZM96 133V132H95ZM120 133V132H119ZM119 133H117V134H119ZM146 133V134H145ZM180 133H181V131H180ZM196 133V132H195ZM229 133H231V134H228ZM11 134V135H12ZM59 134V133H58ZM94 134V133H93ZM92 134V135H93ZM104 134H103V136H101V135H99L98 136V138L99 139H101L102 140V138H104L105 136H104ZM106 134V135H107ZM143 134V135H142ZM197 134V133H196ZM197 134V135H198ZM246 136H245V135ZM253 134H252V138H253ZM47 135H49V134H47ZM73 135V134H72ZM80 135V134H79ZM81 135H80V137L79 138H81ZM137 135H139V136H137ZM181 135V134H180ZM264 135V134H263ZM6 136H10V135H6ZM34 136H35V138H34ZM41 136V135H40ZM52 136V135H51ZM68 136V135H67ZM74 136V135H73ZM108 136V137H107ZM106 137H107V139H106V137H105V140L106 141H110V140H113L112 138L114 137V135L111 137H109V135H107ZM148 136V137H147ZM41 137H43V134H42V136ZM45 137V136H44ZM43 137V140H39L40 142H42L43 141V144L45 145V143H44V139H47V140H45V141H47V142H51V141H53V140H51L50 138H49V140H48V138L47 137H45L44 138ZM83 137V136H82ZM115 137H117V136H115ZM14 138V137H13ZM12 138V141L13 140H15V139H13ZM23 138H24V140H23ZM30 138V137H29ZM53 138V137H52ZM68 138V137H67ZM70 138V137H69ZM78 138V139H79ZM109 138H111V139H109ZM125 138V137H124ZM152 138V137H151ZM237 138V139H236ZM245 138H248V139H245ZM8 139V138H7ZM9 139H11V138H9ZM39 139H42V138H39ZM77 139V140H78ZM83 139H85V137L83 138ZM92 139V138H91ZM90 139V140H91ZM141 139V138H140ZM3 140H4V138H3ZM37 140H38V138H37ZM54 140H56V139H54ZM76 140V139H75ZM80 140V139H79ZM104 139H103V141H105ZM134 139H132V141H133ZM137 140V139H136ZM225 140H227V139H225ZM252 140V139H251ZM253 140H255V139H253ZM2 141V140H1ZM38 141V142H39ZM57 141H60V140H56V143H53L54 145V147H56V146H59L58 145V142ZM66 141V140H65ZM64 141V142H65ZM100 141V140H99ZM115 140H113L112 142H114ZM116 141H117V139H116ZM135 141V140H134ZM159 141V140H158ZM157 141V142H158ZM238 141V140H237ZM5 142H8V140L7 141H5ZM14 142V143H15ZM35 142H36V140H35ZM54 142V141H53ZM95 142H96V140H95ZM95 142H93V143H95ZM111 142V143H112ZM136 142V141H135ZM152 142V141H151ZM154 142V141H153ZM235 142V141H234ZM245 142V141H244ZM246 142V143H247ZM9 143V142H8ZM30 143L28 142L27 143V146L25 145V147H29L30 146ZM98 143H100V142H96V144L98 145ZM101 143H102V141H101ZM116 143V142H115ZM114 143V144H115ZM118 143V142H117ZM131 143V142H130ZM132 143H134V142H132ZM232 143H233V141H232ZM245 143V144H246ZM257 142H255V144H256ZM3 144H5V143H3ZM3 144H0L1 146L3 145ZM10 144H12V143H9L8 145H10ZM16 144V143H15ZM49 144V143H48ZM47 144V145H48ZM51 144V143H50ZM55 144H56V146H55ZM96 144H95V146H94V148H95V150L98 148L97 146H96ZM113 144V143H112ZM113 144V145H114ZM119 144V143H118ZM223 144H226V142H224ZM238 144H240V142H238ZM242 144V143H241ZM240 144V145H241ZM6 145V146H5ZM4 145V147L3 148H1L0 147V157H6L7 155H9V154H7L8 153V151L10 150V148H12V147H14V146H12V145H10V146H8L7 145V143ZM14 145V144H13ZM21 145H18L19 146V148H22L21 147ZM29 145V146H28ZM36 145V144H35ZM39 145H42V144H40L39 143ZM39 145H36L35 147H37V146H39ZM43 145V147H45ZM104 147V145L106 146L107 145V142L105 143V144H99V147ZM108 145L110 146V142H108ZM108 145H107V147H108ZM116 145V144H115ZM132 145V144H131ZM187 145V144H186ZM185 145V146H186ZM239 145V146H240ZM244 145V144H243ZM247 145V144H246ZM17 146V145H16ZM33 146V145H32ZM74 146V147H73ZM119 146H121V145H119ZM118 146V147H119ZM147 146H151L150 144L149 145H147ZM155 146H156V144H155ZM245 146V145H244ZM247 146V147H248ZM255 146H257V145H255ZM35 147H33V148H35ZM42 147V146H41ZM47 147V146H46ZM53 147V148H54ZM64 147H66V146H63V148ZM70 147H71V145H70ZM75 147H77V146H75V145H73V143H72V148L71 149H73V148H75ZM79 147H81L80 145H79ZM79 147H78V149H79ZM97 147V148H96ZM112 147V146H111ZM114 147V146H113ZM129 147V146H128ZM152 147V148H151ZM151 147H149L150 149H152V150H155L156 149V151H157V147H159V146H157L156 148H154V144H153V146H151ZM226 147V146H225ZM237 147H238V145H237ZM241 147V146H240ZM240 147H238V150H241L242 148H240ZM243 147V146H242ZM52 148V146H51V149H53ZM63 148H61L62 150H63ZM114 148H116V147H114ZM114 148H112V149H114ZM133 148H135V146H134V144H133ZM147 148V147H146ZM148 148V149H149ZM154 148V149H153ZM227 148V147H226ZM240 148V149H239ZM246 148V147H245ZM264 148V147H263ZM262 148V149H263ZM23 149V148H22ZM38 149H39V147H38ZM37 149V150H38ZM61 149H59V148H55V151L56 152H54V150H51V151H49L50 150V148H49V150H48V152L50 153V157L52 156H54V155H57L58 153L60 154V155H57L58 157L59 156H61V154H62V159L64 160L65 158H64V156H63V154L64 153H62V152H68V151H66L67 150V148H64L65 150L64 151H60ZM98 149H100V148H98ZM103 149V148H102ZM102 149H100V152H104L107 148H105L104 147V149L102 150ZM252 149V148H251ZM18 150H20V149H18ZM25 150H26V148H25ZM27 150H30V148L29 149H27ZM36 150V149H35ZM102 150V151H101ZM109 149H107V153H104V156H106V154H111V152H112V150H110V151H108ZM150 151V150H148V152H145V154L144 153H140L139 155L137 154V155H135V153L134 154H132V155H129V153H127L126 151V149L124 150V149H121L120 150V153H123V158L122 157H119V158H115L113 155H112V158H111V156H110V158H111V160H110V162H108V160L110 159H108V158H105L104 156H102V154L101 153H99V158L98 157H94V159H96V163L98 162V161H100V160H102V162L101 163H104L103 161H105L106 162V164L108 163V165H106L105 166V168L106 169H108V167L109 166H111V167H109V171H106V170H102L103 168H97L96 170L95 169H91V170H72L71 172H69L68 170H67V166H66V164L65 163H67V160H64V162L61 164V162H62V160H61V157H59L60 159H59V161L60 162H58L57 160H58V157L56 156H54L53 158H49L48 156H47V154H44L43 156H46L48 159H50V163L53 161V163H51V164H56L57 162L58 163H60L61 165H63V167H64V169H65V171L67 172V173H65L64 172V170L62 171L61 170V167L60 166H58V168L60 167V169H55V168H57L56 167V165H54L55 166V168L54 167H52L53 169H50V168H47L48 166H47V164H46V161L48 162V159L46 160L45 158V161H44V159L43 160H41V159H39L38 158V160H41V161H43V162H41V161H39V162H36V161H34V162H36V164L34 163V162H32L31 163V165L30 166H32L33 165V167H32V169H33V171H34V169L36 170V165L37 166H40V162L42 163L41 164V167L42 168H45L44 170H42V168H39L38 169V171H37V173L34 171V176H35V174H37L38 176H36V177H38L39 178V180L38 181H36V183L34 182L33 184H34V187H33V184H31L32 182H33V176H31V183H30V181H29V177H28V175H30L29 173H32L31 171H29L30 169L26 166L25 167V169H27L28 168V172H27V170H24V171H26V172H21V173H18V175H15L14 176V181H12V182H7V183H2L3 181L2 180H4V179H6V178H8V175H9V170L8 171H5V173L4 174H2V173H0V196H1V198L3 197V199H1L0 198V202L2 203L3 201H5V200H7V201H5L6 203H5V205H6V210H7V208H9L7 211L8 212H10V214H12V216H13V218H12V216L11 215H9V213L6 215V213H3L5 216L4 217H1L0 216V254L2 255V256H0V264H5V258H4V256H8L10 253L12 254V252H14V254H15V256L16 257H18L19 258V256H22V257H28L29 255L31 256L32 255V253L33 252H31V251H29V249H28V247H30V246H32L31 244H33V247L31 248L32 250L34 249V253L35 254H38L39 253V251H40V253H41V249H39V250H37V248L39 247V246H42V244H43V242H44V240H43V242H42V240L41 239H45V241L47 242L48 241V238L49 237H41V235L42 236H44L41 232H39V233H37V232H35L36 234H39L40 235V238H37V239H35V241H31V240H33V237H35V236H37V235H35V236H31L32 237V239H30V236H26V235H22L21 233L19 234V236H20V240L19 239H17L16 238V236L18 235L17 234V232H16V230L18 229L17 228V226H15L14 224H12L11 222H16V223H21V224H23V222H27V224H29L28 223V220H29V222L30 221H33V222H35V223H37V224H46V225H49L50 226V228L52 229V230H54V231H62V233H60L61 234V238H62V241L64 242V240L66 239V238H69V241L70 240H73L72 239V237H74L75 235H77L78 234V229H79V227H84V229L85 228H88V230H86V231H84V232H92L91 230H95V231H93V232H97L96 230L97 229H91L90 227H92L93 225H94V227L93 228H95V227H97V228H99V230L102 228V230L103 231H101V232H103L104 233V231L106 232L107 230L105 229L106 227H104L105 225H107V224H109V226H111V224L113 225V222H110V220H112L113 219V217H114V212H118L119 210H122L121 208L122 207H125V208H127V209H129V211L130 210H133V213H135L134 211L135 210H144V209H146V210H148V212L149 213H151L152 211H154V210H159V209H161V213L160 214H158L159 215V217H161L160 219H164L165 221H166V216H165V213L166 214H168V212L169 213H174L175 215L176 214H180V215H183V216H190V217H194V218H196L197 216H194L195 214L197 215L198 213H196L197 211L199 212V210H196L195 211V213H194V211H192L193 209L195 210V209H197L198 208V206H200V211L202 210V207H201V203H202V201H212V202H214L213 203V205H215V204H217L216 206H218V204L222 207H226L225 209H228V207L230 208V209H232L233 208V210H235L234 212H239V211H237V210H240L241 212L242 211H247L248 213H250L251 214V216L249 217V215L247 214H245V212H244V214H243V217H245V215H246V217H248V219L245 217V218H243V219H246V220H243L242 219V214H241V218L240 219H242L241 220V224L238 222V221H240V219H239V217H240V215H238L239 217H238V221H237V219L235 218V220L238 222H234V221H232V220H234V219H231L232 217L231 216H229V214H228V212H226L225 210H223L225 213H227L226 215L225 214H221L220 216H223L222 217V219L221 218H218L219 216H213V217H215V218H213V219H211L212 220V223L214 222V223H221V225H225V226H228L229 225V223H230V226L232 225V226H235V224L237 225H242V223H244L245 224V222H246V224H245V226H247V228L248 229H250L251 230V232H253L254 233V231H255V229H253V226H254V228H255V225L257 226V223L259 222L260 223V225L262 224V221H261V217L262 216H264V211H263V208H258L259 207V205H261V204H259V205H256V208H254V207H252L251 208V206H249V205H244V206H242L245 202H246V200H243V199H245L246 198V196H243L242 195V193H241V196H239L238 197V199L236 198L237 197V195L239 194V193H237L238 191H237V189L239 190V188H238V186L236 187L237 189H235V184L233 185V187L232 188H229L230 187V185L229 186H227L226 184L227 183H225V184H223V182H221V181H223V180H225V179H227L228 177H223V176H218V177H215L216 175L214 174V173H212L213 174V176H209V177H211V179H212V177H213V179L214 178H218V181L216 180V179H214V180H211L210 178V180L208 179V177L206 178V177H204V176H208L207 174L206 175H204L203 177L204 178H206L208 181H210V182H207L206 181V179H204V178H201L202 176L199 174V176L198 175H195V174H193V175H195L196 176V178H195V176H193V175H191L192 174V168H191V171L189 170V169H187V171L189 170L190 172H188V174L186 175V171H185V175H182V174H179V176L182 178V179H180V180H178V174H177V176L175 175V171L173 172V174H174V176H173V174L171 175L169 172H168V170H170V171H172V169L170 168V169H168L169 167H167L166 166V168L167 169H163L164 167L163 166H161L160 165V167H163L162 169L158 166V157H159V152H156V151ZM16 151V153H18L17 152V149L15 150ZM32 150H30V152H31ZM34 151V150H33ZM40 151V150H39ZM38 151V152H39ZM41 151H43V150H41ZM58 151H60V152H58ZM94 153H96V151H98V150H96V151H94V150H92ZM114 152H115V149L113 150ZM117 151V150H116ZM125 151V152H124ZM150 151V152H149ZM159 151V150H158ZM236 151V150H235ZM246 151H248L247 149H246ZM258 151V150H257ZM263 151H264V149H263ZM14 152V151H13ZM20 152V151H19ZM29 152V151H28ZM37 152V151H36ZM44 152H45V149H44ZM48 152H46V153H48ZM53 152H54V155H53ZM90 152V151H89ZM238 152H240V151H238ZM245 152V149L243 150V152L242 153H244ZM251 152V151H250ZM15 153V154H16ZM48 153V154H49ZM90 153H92V152H90ZM94 153H92V155L94 154ZM215 153H217V152H215ZM246 153H248V152H245V154ZM11 154V153H10ZM19 154V153H18ZM21 154V153H20ZM30 154V153H29ZM38 154H40V153H37V156H39ZM43 154V153H42ZM52 154V155H51ZM74 154V153H73ZM230 154V153H229ZM253 154V153H252ZM25 155H27V154H25ZM31 155V154H30ZM33 155H34V153H33ZM68 155H69V153H68ZM81 155V154H80ZM96 156H97V154H95ZM109 155H107L108 157H109ZM244 154H242V156H243ZM248 155H249V153H248ZM248 155H247V157H248ZM16 156V155H15ZM84 156H86V155H84ZM83 156V157H84ZM88 156L89 157H87V160H89V159H92V160H89L86 164H88L89 162H90V164H92L91 162L92 161H94V159L93 158H90V155H89V153H88ZM94 156V155H93ZM93 156H91V157H93ZM119 156H121V155H119ZM224 156H225V154H224ZM237 156H238V154H237ZM255 156V155H254ZM19 157V156H18ZM179 157V156H178ZM221 157V158H220ZM35 158V157H34ZM41 158V157H40ZM55 158L57 159L56 160V162H55ZM66 158H68V157H66ZM70 158V157H69ZM79 158V157H78ZM103 158V159H102ZM232 158H234V157H232ZM31 159V158H30ZM29 159V160H30ZM33 159V158H32ZM75 159V158H74ZM82 159H84V158H82ZM98 159H100V160H98ZM105 159V160H104ZM175 159V158H174ZM225 159V158H224ZM223 159V160H224ZM228 159H230L229 157H228ZM1 160V159H0ZM73 160V159H72ZM71 160V161H72ZM77 160V159H76ZM98 160V161H97ZM107 160V161H106ZM121 160H123V161H126V163H127V161L130 163V162H133V163H135V164H137V165H141L142 167L144 166H146V174H142L141 172H143L144 173V171L145 170H143V171H133V169L134 168H132V166H134V165H132L131 166V164L129 165L131 168H129V167H125L124 165L126 164L125 162H123V164H121L120 165V163L122 162ZM223 160H221L220 162L222 163V161ZM232 159H230V160H227L228 161V163L230 164H232L233 163V165H234V163H235V165L237 164V162H235V161H231ZM234 160V159H233ZM33 161V160H32ZM85 161H86V158H85ZM231 161V162H230ZM237 161V160H236ZM45 162V163H44ZM73 162V161H72ZM226 163V159L223 161V163ZM46 165H44V164ZM76 163V162H75ZM94 163V162H93ZM94 164V165H97V164ZM212 163V162H211ZM228 163H226V164H228ZM241 163H242V159H241ZM241 163H238L237 165H239V164H241ZM22 165L24 164V165H26L25 163H21ZM39 164V165H38ZM99 165H100V162L98 163ZM111 164V165H110ZM43 165H44V167H43ZM66 167H65V166ZM81 165V164H80ZM103 165H105V164H103ZM102 165V166H103ZM124 166L125 168H128V172H129V169H130V174L126 171L125 172V170H127V169H125V170H121L122 168H124V167H121V166ZM165 165V164H164ZM53 166V165H52ZM88 166H90V165H88ZM101 166V167H102ZM136 166V165H135ZM240 166V165H239ZM35 167V168H34ZM121 167V168H120ZM202 167V166H201ZM92 168H95V166H92ZM194 168V167H193ZM217 168V167H216ZM41 169V170H40ZM101 169V170H100ZM132 169V170H131ZM199 169V168H198ZM202 169H203V167H202ZM100 170V171H99ZM167 170V171H166ZM196 170V169H195ZM11 171V170H10ZM21 171H23V170H21ZM131 171H133L132 172V175L134 174V173H136V172H139V174H142L141 176H139V174L138 173H136V176H135V174L132 176L131 175ZM194 171V170H193ZM198 171V170H197ZM197 171H195V172H197ZM203 171V170H202ZM205 171V170H204ZM217 171V170H216ZM101 172H104L103 173V175H102V173ZM106 172H107V174H106ZM180 172H182V171H180ZM214 172V171H213ZM219 172H220V170H219ZM222 172V171H221ZM233 172V171H232ZM27 174V176H26V174ZM189 173H190V175H189ZM194 173V172H193ZM211 173V172H210ZM216 173H218V172H216ZM234 173H236L235 171H234ZM238 173V172H237ZM236 173V174H237ZM11 174V173H10ZM138 174V175H137ZM184 174V173H183ZM203 174H204V172H203ZM219 174V173H218ZM217 174V175H218ZM223 174V173H222ZM183 177H182V176ZM225 175V174H224ZM176 176V177H175ZM185 176V177H184ZM188 176H190V178H192V176L194 177V179H190ZM198 176V177H197ZM33 177V178H32ZM35 177V178H36ZM86 178V179H88V178H90V177H92L93 178V181H94V183H92V182H90L89 184L90 185H92V186H89L88 185V188L86 187H84L83 189H81V185L83 184V183H79L78 184V182H79V179L80 178ZM178 177V178H177ZM187 177V181L186 180H184V178H186ZM248 177V176H247ZM96 180H95V179ZM104 178H107L108 179V181H107V183H103V185H104V187H106V189H102V191L101 192H99V190L97 191V190H95V187H96V182H98V184H99V182L101 183L103 180L102 179H104ZM201 178V180H203L204 179V181H199V179ZM231 178V177H230ZM235 178V177H234ZM233 178V179H234ZM28 179V180H27ZM33 179V180H32ZM222 179V180H221ZM249 179V178H248ZM11 180V179H10ZM36 180V179H35ZM98 180V181H97ZM102 180V181H101ZM185 181L186 182V184L183 182V181ZM189 180V181H188ZM190 180H192V181H190ZM229 180V179H228ZM232 180V179H231ZM231 180H229V181H231ZM28 183H27V182ZM213 181H214V184L215 185H217V187L220 189L219 190V192H218V188L215 186V185H213L212 184V186H214V187H211V188H215L214 190L217 192H215V194L214 193H211V194H209L210 192H211V188H209V187H207V184H209L210 183V185H211V182L213 183ZM216 181H217V184H216ZM234 181H236V180H234ZM252 181V180H251ZM104 182H105V180H104ZM189 182V183H188ZM201 182V183H200ZM205 182V184H203ZM206 182H207V184H206ZM27 183V184H26ZM32 185H30V184ZM92 183V184H91ZM234 183V182H233ZM253 183H254V181H253ZM30 186H29V185ZM93 184H96V185H93ZM202 186H201V185ZM219 184L221 185V186H227V188L228 189H235L236 190V193H237V195L235 196V198H234V195L236 194V193H234V189L233 190H231V191H233V193H234V195L231 193V191H228V192H226V188H225V191H224V187L222 188V187H220L219 186ZM231 184V183H230ZM238 184V183H237ZM263 184V183H262ZM26 185H28V186H26ZM199 185V188L197 187ZM203 185H205L204 187H203ZM252 185V184H251ZM63 186V188L64 189H60L59 190V188H61ZM95 186V187H94ZM99 187L100 186H102V184L100 185H98ZM201 186V187H200ZM209 186V185H208ZM90 187V188H89ZM103 187V186H102ZM206 187V189H204ZM208 188L210 189L209 191H208ZM251 188V187H250ZM249 188V189H250ZM256 188V187H255ZM254 188V189H255ZM84 189H86V190H90L91 189V191L90 192H88V191H83V192H85L86 194H87V192L90 194H88V195H86V198L83 196V195H85L84 193H82V190H84ZM213 189H212V192H213ZM243 189V188H242ZM253 189V190H254ZM42 190H43V192H42ZM123 190V191H122ZM206 190V191H205ZM97 191V192H96ZM121 191V192H120ZM241 191V190H240ZM250 191H251V189H250ZM209 192V193H208ZM243 192H248V190H246L245 189V191H243ZM255 192V191H254ZM207 193V194H206ZM251 193V192H250ZM245 194V193H244ZM249 194V193H248ZM118 195L120 196V195H123V196H125V199L124 200H122L123 199V197H121L122 199H120V200H122V201H120V200H113L112 202L110 201V200H112L114 197H115V199H118ZM127 195V196H126ZM247 195V194H246ZM250 195V194H249ZM117 196V197H116ZM242 196H243V198H242ZM248 196V195H247ZM161 197H164V198H161ZM242 198V200H243V204L242 205H238L239 203H241L240 202V200H241V198ZM161 199H166V200H170V201H172V199H173V201L174 202H176V203H173V204H170L169 203V205H165V203L164 202H161V201H164V200H161ZM234 199H236V200H234ZM240 199V200H239ZM165 200V201H166ZM239 201V203H237L238 201ZM241 200V201H242ZM114 201H118L120 204H118V202H117V205H119V207L117 206H115L116 204V202H114ZM185 201H188L187 203L185 202ZM189 201H197V204L196 205H194L195 204V202L193 203H191V204H193L194 205V207L192 208V205H190V204H188L189 203ZM199 201H200V203H199ZM230 201H234L233 203H231ZM257 201V200H256ZM105 202H107V203H105ZM108 202L110 203L111 202V204H109V205H111V206H107V207H105V209L103 210V211H99V213L97 214V215H94V217H93V215L91 214V213H93L92 211H93V209L95 208V206H98V205H100L101 203H105V204H108ZM181 202H183V204H184V202H185V204L183 205V204H180ZM212 202H211V204H212ZM199 203V204H198ZM251 203V202H250ZM256 203V202H255ZM3 204V203H2ZM67 205V206H63L62 207V209L64 210L65 209V211L64 212H62V214L59 212V213H57V214H52L51 216H47V217H45L44 216V213H48V214H50V213H52V212H58L59 210H61L60 209V205ZM188 206H190V207H188ZM236 204V206H234ZM264 204V203H263ZM4 205V204H3ZM78 205H81L79 208H78ZM112 205H114V206H112ZM204 205V204H203ZM202 205V206H203ZM207 205V204H206ZM238 205V206H237ZM43 206H46V207H44L43 208ZM60 206V207H59ZM155 206L156 207H159V209L157 208H155ZM185 206H186V208L189 210V211H185ZM246 206V207H245ZM247 206H249V207H247ZM258 206V207H257ZM263 206V205H262ZM0 207H2V206H0ZM57 207H59V209L57 210ZM82 207V208H81ZM196 207V208H195ZM205 207V206H204ZM242 207V208H241ZM243 207H245V208H243ZM192 208V209H191ZM214 208V207H213ZM218 208V207H217ZM126 209V211H128ZM154 209V210H153ZM205 209V208H204ZM229 209V210H230ZM262 209V210H261ZM2 210V209H1ZM46 210V211H45ZM123 210H124V208H123ZM190 210L192 211V212H190ZM207 210V209H206ZM48 211V212H47ZM62 211V210H61ZM216 211H218V210H216ZM221 210H219V212H220ZM262 211V212H261ZM141 212H143V211H141ZM158 212V211H157ZM190 212V213H189ZM233 212V213H234ZM2 213V212H1ZM0 213V214H1ZM130 213H131V211H130ZM194 214L193 216H191V215H189V214ZM200 214H198V218H199V215H201V213H204L203 211L202 212H199ZM223 213V212H222ZM2 214V215H3ZM92 215V217H91V215ZM116 214V213H115ZM124 214V213H123ZM235 214V213H234ZM239 214V213H238ZM117 215H118V217L116 218V220H117V222L119 221L120 223H121V225L120 224H118L117 222L116 223H114L115 225H113L114 226V231H110L111 233H113V232H115L117 229H118V233H116V234H118L119 235V233L121 234V236L119 235V237H118V235H117V237L114 235H112L111 234V236H113V237H109V235L110 234H108V239L106 240V237H107V235H103V234H100L99 232L100 231H98V233H96V235H98V237L96 236L95 238L96 239H98L99 238V240H103L102 239V237L104 238V236H106L105 237V240L106 241H102V242H109L111 245H113L114 247H115V251H114V253L116 252V254H114L113 256H112V254H113V252L111 253V252H109V253H107L109 250L106 248V250H108L106 253H105V251H104V253H103V249L101 250V252H99V250L98 251H96L95 252V256H97V255H101V256H103L102 258H98V257H96V259L94 260V261H96V264H171L170 262L173 260V261H175L176 263L175 264H178L177 262L178 261H181V264H184V263H186L187 261H189V260H191V259H194V261H192L191 263L190 262H187L188 264H231L232 263V261L230 260L231 258H232V260H234V258H236L235 260L237 261V259H239L240 257H239V253H241V250H240V248H238V246H239V244H240V242H238V241H236V238L238 239L239 238V236H233L234 238H230V239H228V238H226V239H224V238H222L221 236L220 237H216V236H214V235H211L209 238H207V236H206V238L204 237V235H203V237L202 236H200L201 234H200V231L199 232H197V234H200L199 235V237L197 238V240H188L187 239V237H182V236H185V235H188V234H191L189 231H191V230H186V231H180L179 233H177V232H174V229H181L184 225H181L182 223H176V224H171V225H169V223H167V222H163V223H160V224H158L157 223V220L156 221H154V218L155 217H153V218H151V219H148V220H144L145 218H147L148 216H149V214L148 213H139L138 214V212H137V215H136V213L134 214V215H131L130 217H128L127 215H126V213H125V215H124V217H123V215H122V213L120 214L123 218H119V214L117 213ZM91 217L90 219H88V217ZM202 217V216H201ZM200 217V218H201ZM230 217V219H229V222L227 223V221H228V219L227 218H229ZM237 217V216H236ZM19 218H21L20 220H19ZM118 218H119V220H118ZM157 218H158V216H157ZM204 218V217H203ZM257 218H260L259 219V221L257 222L256 220H258ZM264 218V217H263ZM156 219V218H155ZM160 219H158V220H160ZM105 220V221H104ZM163 220V221H164ZM204 220H208V219H204ZM70 221H72V222H74V225L73 226H70V227H66L67 226V224L66 223H68V222H70ZM94 223H93V222ZM160 221H162V220H160ZM159 221V222H160ZM232 221V222H231ZM243 221V222H242ZM206 222V221H205ZM205 222H203V221H201V223L204 225L205 224ZM235 223V224H232V223ZM264 222V221H263ZM93 223V224H92ZM107 223V224H106ZM111 223V224H110ZM20 224V225H21ZM61 224V225H60ZM92 224V225H91ZM96 224V225H95ZM98 224V225H97ZM180 224V225H179ZM228 224V225H227ZM17 225V224H16ZM24 225H26V224H24ZM60 225V226H59ZM91 225V226H90ZM158 225H160V226H158ZM90 226V227H89ZM102 226V227H101ZM168 226H170V227H168ZM217 226H219V225H217ZM244 226V225H243ZM243 226L242 227H239V228H243ZM262 226V225H261ZM26 227V226H25ZM28 227V226H27ZM101 227V228H100ZM181 227V228H180ZM193 227V226H192ZM237 227V226H236ZM258 227H260L259 225H258ZM262 227H264V224H263V226ZM17 228V229H16ZM21 228V227H20ZM105 230H104V229ZM164 228V229H163ZM209 228H211V227H209ZM218 228V227H217ZM223 228V227H222ZM234 228V227H233ZM245 228V227H244ZM247 228H246V231L245 232H249L250 230H247ZM119 229H121V231L119 230ZM165 230V229H167L168 230V233H167V235H166V237H165V240H164V245H162V246H159L157 249V251H155V253H154V251H153V249L154 250H156V248H154V247H152V244H154L153 242H155L154 240H155V238L157 237V236H159V235H156L157 234V230ZM189 229H191V228H189ZM212 229V228H211ZM225 229V228H224ZM236 229V228H235ZM253 229V230H252ZM263 230L264 231V229H262V228H259V230ZM26 230V229H25ZM29 230V229H28ZM33 230V232L36 230L35 228L34 229H32ZM158 230V231H159ZM226 230V229H225ZM260 230V231H261ZM21 230L19 229V231L18 232H20ZM36 231H38V230H36ZM120 231V232H119ZM138 232L137 234H139L140 233V235H137V234H132L131 232ZM193 231V230H192ZM198 231V230H197ZM257 231V233H258V229L256 230ZM16 232V233H15ZM21 232H25L24 230L23 231H21ZM117 232V231H116ZM130 232V233H129ZM193 232H195V231H193ZM193 232H192V234H193ZM203 232V231H202ZM30 233H32V231L30 232ZM122 233H123V235H122ZM129 233V234H128ZM215 235H217L218 236V234H219V232H217V231H215V232H213ZM34 234V233H33ZM115 234V233H114ZM125 234V235H124ZM179 234H181V235H179ZM195 234V233H194ZM197 234H195V235H197ZM203 234V233H202ZM206 234V233H205ZM92 235V234H91ZM94 235L93 236H91V237H89V236H86L87 238H86V240L88 239V240H93V241H96V240H94L95 238H94ZM99 235H101L100 237H99ZM251 235V234H250ZM259 235V234H258ZM264 236V234L262 233L261 234V237L262 238H264L263 236ZM131 236H135V237H131ZM198 236V235H197ZM228 236V235H227ZM260 236H258L257 238L260 240V238H259ZM59 238V237H58ZM60 238V239H61ZM256 238V239H257ZM261 238V239H262ZM22 239V240H21ZM38 239H40V240H38ZM51 239V238H50ZM56 239V238H55ZM54 239V240H55ZM60 239H59V244H60ZM157 239V238H156ZM257 239V240H258ZM36 240L38 241V243H40V245H38V243L36 242ZM50 241V240H49ZM56 242H57V239L55 240ZM140 241L142 242V241H145L143 244H140ZM160 241V240H159ZM246 241H248V240H246ZM264 241V239L262 240V242ZM27 242H29L28 244H27ZM31 242V243H30ZM45 242V243H46ZM88 242H92V241H88ZM194 242H195V244H194ZM238 242V243H237ZM243 242V241H242ZM245 242V241H244ZM24 244L25 245V243L27 244V245H29V246H27V247H25V249L23 250H20V248L18 247V246H22V244ZM42 243V244H41ZM58 243V242H57ZM130 243H132V245H130ZM190 243H192V244H190ZM246 243V242H245ZM248 243H250V242H248ZM264 243V242H263ZM46 244H48V243H46ZM50 244V243H49ZM86 244V243H85ZM98 244V246H101V244L100 243H97ZM178 244H180V245H178ZM44 245V244H43ZM51 245V244H50ZM190 245H193V246H195V248L194 249H192L193 251H192V254L190 253V254H188V255H186L185 253H186V251L185 250H187L188 248H190ZM238 245V246H237ZM247 245V244H246ZM249 245V244H248ZM258 245H260V244H258ZM263 245V244H262ZM44 246H46V245H44ZM82 247H81V249H79V253L80 254H82L83 252H85V245L83 246V245H81ZM103 246V245H102ZM113 246H108L109 248H110V250L113 248ZM47 247H49V246H47ZM51 247V246H50ZM96 247V246H95ZM95 247H94V250H96L95 249ZM104 247H106V246H104ZM191 247V248H192ZM216 247V248H215ZM249 247V246H248ZM19 248V249H18ZM22 248H24V247H22ZM40 248V247H39ZM42 248V247H41ZM72 248H74V247H72ZM71 248V249H72ZM87 248V247H86ZM93 248V247H92ZM190 248V249H191ZM211 248V249H210ZM18 249V250H17ZM30 249V250H31ZM43 249V248H42ZM84 249V250H83ZM100 249V248H99ZM209 249V250H208ZM17 250V251H16ZM44 250V249H43ZM75 251H76V248L74 249ZM81 250L83 251V252H81ZM94 250H91V252L92 251H94ZM208 250V251H207ZM238 250H240V252L238 251ZM59 251H61V250H59ZM31 252V254H29ZM43 252V251H42ZM90 252V253H91ZM138 252H141V253H138ZM157 252V253H156ZM205 252V254H206V252H208L206 255L205 254H203ZM239 252V253H238ZM40 253H39V255H40ZM58 253V252H57ZM94 253V252H93ZM200 253V254H199ZM234 253V254H233ZM236 253L238 254V256H235V257H233V255H236ZM244 254H245V252H243ZM14 254H12L13 256L12 257H14ZM59 254V253H58ZM86 254V252L84 253V254H82V255H77V256H75V257H73V258H75L74 260H75V263L74 264H85L86 263V261H84L83 259H84V255ZM87 254H89V252H87ZM86 254V255H87ZM185 254V255H184ZM226 254H229V255H231L230 257H229V255H226ZM66 255V254H65ZM247 255V254H246ZM245 255V256H246ZM30 256L28 257V258H30ZM188 256H190V257H188ZM11 256L9 257H7V258H12ZM32 257V256H31ZM52 257V256H51ZM109 257H111V258H109ZM114 257V258H113ZM188 257V258H187ZM228 257V258H230L229 259V261H231L230 263L228 262V258L226 259V258ZM6 258V259H7ZM37 258V257H36ZM54 258H56V257H54ZM60 258V257H59ZM63 258V257H62ZM61 258V259H62ZM66 258H67V256H66ZM95 258V257H94ZM113 258V259H112ZM17 259V258H16ZM21 259H23V258H21ZM41 259V258H40ZM53 259V258H52ZM68 259H70V257L68 258ZM112 259V260H111ZM189 259V260H188ZM242 259H243V257H242ZM241 258L239 259V260H242ZM249 259V258H248ZM44 259H42V261H43ZM48 260V259H47ZM46 260V261H47ZM54 260V259H53ZM66 260V259H65ZM62 261L61 263L62 264H67V263H69L67 260L66 261ZM73 260V259H72ZM90 260H92V257L90 258ZM111 260V261H110ZM117 261V262H113V261ZM227 260V261H226ZM234 260V261H235ZM245 260V259H244ZM59 261H61V260H59ZM71 261V260H70ZM172 261V262H173ZM233 261V262H234ZM243 261V260H242ZM236 262V263H239V264H243V262ZM7 262L8 263H6V264H14V263H11L10 262V259H9V261L7 260ZM10 262V263H9ZM39 262V261H38ZM52 262V261H51ZM182 262H184V263H182ZM43 263H45V262H43ZM47 263V262H46ZM247 264L249 263V261H247L246 262ZM251 263V262H250ZM174 264V263H173ZM232 264H235V263H232Z\"/></svg>",
	"mask_w": 264,
	"mask_h": 264
},
{
	"label": "rangeland",
	"instance_id": "rangeland-1",
	"mask_svg": "<svg viewBox=\"0 0 264 264\" xmlns=\"http://www.w3.org/2000/svg\"><path fill=\"white\" fill-rule=\"evenodd\" d=\"M34 2H37L36 0H33ZM175 0H172L171 1V3L173 4V2H174ZM180 1V0H179ZM183 1V0H182ZM187 1H189V0H187ZM193 0H190L189 1V3L187 2V4H185V2H186V0H184V3L182 2H180L181 3V5H183V8H181V9H184V6L185 5H187V6H185V9H186V7H190L188 4H191L190 2H192ZM202 0H200V2H201ZM262 1H264V0H262ZM261 0H249L246 4H248L249 6H247L243 1H241V2H243V4H245V5H243L241 2V4L240 3H238V6L239 7H242V5H243V9H248V7H250L249 9H251V7H252V10L251 11H249V9H248V11L246 10V11H244V12H247V15L245 14V13H243V14H245V16L241 13V11H234V10H231L230 8H231V6H232V4H234L235 2H233L232 1V4H229L228 6V8H226V9H228L227 11H226V13H228L227 14V17L229 16V18H235V20H236V22H235V20L234 19H231L232 21H234V26H233V32L232 31H228V33L226 34V36H227V40L229 41V42H227L228 44L227 45H225V46H223L225 43H226V41H225V43L223 42V44H222V47H223V50L224 51H222V52H229V57H226V58H216L215 56H213V57H211L206 51H204L205 49V47H204V44H202L201 43V41H203L204 40V36H206V30L204 31L202 28H204L205 26H202L201 24V26L198 28V31L200 32V34H199V36L197 37V36H195V38L193 37V34L194 33H192V31L193 30H191L190 28H191V26L189 25V24H191V23H186L185 25V28L186 27H188L189 28V30L190 31H187L188 29H186L185 31H183V29L182 30H180L179 29V27H184L183 25L182 26H179V25H181L182 24V22H183V20H185L184 21V23L185 22H187L188 21V19H184L185 17H187V15H189V13L187 14V15H185V14H183V13H187V12H191V10L189 11H185V9L183 10V11H185V12H183V13H181V14H183V16L180 14V13H178L177 14V12H179L178 11V9L180 8V5H179V2L177 3L179 6H178V8H177V4L175 3V2H177V1H175L174 2V5H176V6H172V7H174V8H177V10L176 9H174V8H171V16H172V22H173V20H174V22H175V24L177 25V24H179L178 25V28L174 25V30L176 31H174L173 32V29H169V31L168 30H165L166 32H164V33H166V34H164L167 38H169V39H171L170 40V42L172 43L171 44V46L169 45L168 47L167 46H165V45H158L157 43H158V41H159V37H158V34H160L159 33V29H156L157 31V35H155V37H153V38H150V40L148 39H145L144 41L142 40V43H137L138 41L140 42L141 41V39H140V36L138 35L137 37H139V38H137L136 37V35L137 34H133L132 33V35H131V30L129 31V30H125L126 28H128V27H126L127 26V24H124L122 27H124L123 29H120L122 32H121V38H128V40L129 39H131V40H129V41H127L128 43L127 44H129V46H130V44H131V46H132V49L133 48H135V49H133V52L132 53H134V54H131V55H133V58L131 59V55H130V57H129V61L127 60V58L128 57H124V58H122V59H124V61L122 60V62L120 61V62H118L117 61V63H116V61L113 63L112 62V64L111 65H108V68L107 67H104L103 66V64H104V61L101 59V58H99V56H97V57H95V55L93 56V57H95L94 58V62H92L93 61V59H92V61H91V59H89L88 57H82V55H80V57H78L79 59H77V58H75V59H70L69 57H67L66 55L64 56V54L61 52V49H62V46L61 45H58L57 43H54V44H51V43H53V39L52 38H49V36H43V38L45 37V39H47L48 38V43H49V41H51V43H49V44H51V46L49 45V47H53V45H54V50L58 53V50H60L59 51V54H62L63 55V60L61 59V60H59L60 62L62 61V62H64L65 64H66V59H69V61L70 62H72V63H74L75 61L74 60H76V62L74 63L75 64V66H77L78 64H79V66H80V68H79V66H78V68H79V70H76L75 71V69H77V68H69L68 67V64L69 65H73V64H70V63H67L66 65H67V67H65L64 66V68H69V69H71V75H72V72H78V74L79 73H83L81 76H79L78 74H75V75H78V76H76V77H80V78H83L84 76V74L86 73H84V72H81V70H84V66H85V69H87L86 71L87 72H89V68L90 69H93V73L90 75V72H92V70H90V72L88 73L89 74V77H87V74H86V76L84 77L85 79H87L88 80V82H89V85H90V88H87V89H85L86 87H84V85H85V83H84V85H82L83 84V82H85V81H87V80H84V78H83V82L80 80H78V81H76L77 79H75V80H73V81H76V84H78L77 86H75L74 88H76V89H74V90H77V92H79V94L78 93H76V91L75 92H73V90H72V92L70 91L71 90V86H67V87H65V89H66V91L65 90H63L64 89V87L62 86V85H60L61 87H63V88H60L61 90H59V92L60 91H62L61 93H64V92H67V93H69L68 91H70V93H69V95H71L72 96V94H75V95H77V96H75V97H77V99L75 98V100L77 101V100H79L78 98H80L81 99V93H83L82 95H86V96H88V94L90 95V98H86V96H82V98H86L87 99V101H88V99H90L88 102H90L92 99L94 100V99H96L95 101L96 102H94V101H92V104L91 105H93V108L92 109H94V110H91V108H89L88 110L90 111V112H88V113H86V110H87V108L86 107H91V105L90 104H88V102H87V104L86 103H83L84 102V100L83 99H81L82 101H77L76 103L75 102H73L74 104H76L75 106H78L79 104L81 105L82 103L86 106V107H81L80 105H79V107L80 108H86L85 109V111H83L82 112V110H80V108H75V111H74V109H73V113H77L76 112V109H78V111L80 110L81 112H79L78 114H82V113H86V114H88V115H85L84 114V116H82V117H77V115L75 114H73V113H71L72 112V103H71V105H70V101H68L69 103L68 104H62L64 101H66V100H68L67 98L69 97V95H67V93L65 94H63L64 96L65 95H67V96H65V98H66V100L64 99V101H63V99L62 100H59L58 102L60 103V101H63L62 103H60V104H57V106L59 107V105H67L66 107L68 108V106L69 107H71L70 109H69V111H67L68 109H66V107L64 108V106H62V108H64V110L62 111L61 110V108H60V110L63 112V113H65L66 111H67V114H64V116H66V117H62V116H60V117H62L61 119H62V121H60L61 119H59V115L60 114H57V113H59V108L57 109V106L55 107L56 108V110H58V111H56L55 109H53L52 108V110L51 111H53V110H55L54 112H56V114L54 113V112H52V113H50V111H48L49 109H47V111L50 113V116H48V121L46 122V120H47V116H46V118H44L45 119V122H44V119L43 120H41V121H43L44 122V126H42V128L40 127L39 128V126H41V125H43V122H41L42 124L40 125V120L38 121L37 120V118H36V120H35V117L34 116H36L39 112L38 111H35L36 113H34L33 111L35 110V109H37L36 107H38L37 105H34V107H33V104L31 103L32 101H34L35 99H36V102H38V101H44L45 99H46V96H48L49 95V91H50V89L51 88H47V85L48 86H50L49 84H53L52 82L53 81H48L49 82V84H48V82L47 81H45V79L46 78H43V80L45 81V82H47V85H46V83H45V85H46V87L44 86V87H42L41 85L39 86H36L35 87V89H34V87L32 88V89H34V91L32 90V89H30V90H28L27 89V92H28V94H26V95H28V97L29 96H31L30 97V101H31V98H32V101L30 102L29 100H27L28 99V97H27V99H25V101H26V105H28V108L29 109H33V111H31V112H33V113H31L30 112V114H31V116L30 117H32V114L34 115L33 117H34V119H33V117H32V119L33 120H35L36 121V123H39V124H36L35 125V123H33V120L32 119H30L31 121V123L30 122H27V123H25V121H27L26 120V118L28 119V118H30V117H26L25 118V121L23 120L22 121V119L21 118H16L18 115H17V113L18 114H21L20 112H19V110L17 109V107L19 106H23V110H24V108L26 107L27 108V106H25L24 107V105H22V104H24L23 103V101H22V104H21V100L20 99H22V98H24V97H22V96H20V99H19V101H20V104L21 105H19V104H15V102H16V98L17 97H19L18 95H17V93H16V89H15V92H14V90H13V92L12 93H14L13 95H14V97H11V96H8V95H10L11 94V92H8V94L7 93H5V92H7L6 90H5V92H4V88H6V86H7V84L8 83H6L7 81H5V82H2V84L0 85V89L1 88H3V90L2 91H0V94H1V92H2V95L0 96V97H4L5 98V94H6V99L3 101L2 99H0V100H2L1 102L2 103H4L3 104V106L1 105V108H3L2 110H0V118L2 119V117L1 116H4L5 117V119H7V117L9 116L10 117V119H9V117H8V119H7V122H8V127L10 128V131L8 130L9 128H6V132L8 131L9 133L11 132V131H13V126L15 125H17L15 128H14V131H15V129H17V131H15V132H13V133H15V135H13L12 134V132H11V134H9V133H1L0 134V144H3V143H7V145L9 144V143H12V144H10V145H12V146H14V147H12V148H10V150L8 151V153L7 154H9V155H7L6 157L4 156L3 158L2 157H0V173H2V174H4L5 173V171H8L9 170V172L11 173H9V175H8V178H6V179H4V180H2L3 182L2 183H7V182H12V181H14V176L15 175H18V173H21V172H26V171H24V170H27V172H28V168L30 169L29 171H33V169H32V167H33V165L32 166H30L31 165V163L32 162H34V161H36V162H39V161H41V160H43L46 156H43L44 154H47V156L49 157V158H53L54 156L56 157L57 155H60L59 153L57 154V155H54V152H56L55 151V148L57 149V148H59V149H61V148H63V146H66V147H64V148H67V150L66 151H68V152H65L64 150V148H63V150L61 149L60 151L62 152V151H64V152H62V153H64L63 154V156H64V160H67V163H65L64 162V160L62 159L63 157H62V154H61V156H59V157H61V160H62V162H61V164L64 162L65 164H66V168H67V170L69 171V172H71L72 170H93V169H99V168H103L102 170L104 171V170H106V171H109L110 169H109V167H111V166H109L108 167V169H106L105 168V166L106 165H108V163L106 164V162L105 161H103L104 163H101L102 162V160H100V159H98V160H100V161H98L97 163H96V159H94V157H98L99 158V153H101L102 154V156H104V153H107L106 151H107V149H109L108 151H110V150H112V152H111V154L109 155V154H106V156H104L105 158H110V156H111V158H112V155L116 158H119V157H122L123 156V153H120V150L121 149H126L127 151V153H129V155H132V154H134L135 153V155H139L140 153L142 154V153H144L145 154V152H148V150H152V149H150L149 147H151V146H153V144H154V148H156L157 146H159V147H157L158 149H157V151H156V149L155 150H152V151H156V152H159V157H158V166L160 167V165L161 166H163V167H160L161 169L163 168V169H167L166 168V166L167 167H169L168 169H172V171H170V170H168V172L172 175L173 174V172L175 173V175L177 176V174H178V180H180V179H182L180 176H179V174H182V175H185V171H186V175L188 174V172H190L191 171V168L194 170H192V174L191 175H193V174H195V175H198L199 176V174L202 176L201 178H204V177H208V179L210 178L211 179V177H209L210 175L211 176H213V174L212 173H214L216 176L215 177H218V176H223V177H228L229 175V177L227 178V179H225V180H223V181H221V182H223V184H225V183H227L226 185L227 186H229L230 185V187L229 188H232L233 187V185L235 184V189H237L236 187L238 186V188H239V190L237 189V193H239L238 195H237V193H236V190L234 189H231V190H233L234 191V193H236L235 195H234V193H233V191H231L230 189H228L227 188V186H221L220 184H219V186L220 187H224V191H225V188L227 189L226 190V192H228V191H231V193L234 195V198H235V196L237 195V199H238V197L239 196H241V193H242V195L243 196H246V198L245 199H243V200H246V202L244 203L243 202V200H242V198H243V196H242V198H241V200H240V202L241 203H239V201L237 202V203H239L238 205H242L243 203V205L242 206H244V205H249V206H251V208L252 207H254V208H256V205H259V204H261V205H259V207L258 208H263L264 207V151H263V147H264V145H262L261 144V147H258V146H260L259 145V143H258V139H256L255 138V136H254V134L253 133H247L245 136L246 137H248L249 135H250V137H248V138H250L249 139V141H252V142H250V145L248 146V140H239V139H237V140H233L232 139V141H233V143H232V141L230 142L229 140H231V138H226V137H223V140L222 141H220L219 142V144H220V146L218 147V148H216V149H214V151L212 152V154L214 155V156H221V157H223V159L225 158L226 159V163H228V161L227 160H230V159H232L231 161L233 162V161H235V162H237V164L238 163H241V159H242V163L241 164H239V165H235V163H234V165H233V163L231 164H226L225 162L223 163V161L225 160H223L221 157V160H223L222 161V163L220 162L221 160H219L218 162L216 161V159H215V161H210L209 159H208V155H206L207 153V150H206V143H205V140L201 137V136H199V134H198V132L197 131H194V130H196V127H195V121H193V119H192V117L193 118H195V119H197V120H201V116H197V115H194V114H192V113H189L188 111H187V109L186 108H184L183 107V105L182 104H184V103H189V105H191V106H199V107H201L200 109H201V111H200V113L201 114H204V115H206V116H208V115H210V114H208L207 113V111H208V109H206V108H208V106L211 104L212 105V103H214L215 101H216V103H215V105H217V106H215V107H224V105H225V107L226 108H228V106H232V107H230V109L232 108V109H234V111H235V113L237 114H239V115H241L242 117L244 116V117H246L245 119V122H248V124H246L247 126L249 125V123L250 124H252V126H251V128L253 129V130H256V131H258V133L261 135V136H263L264 137V28L261 30V31H254L253 32V30H247V29H249V28H251V27H253V26H255L256 24H254L253 23V20H254V22L256 23V21H258V20H261V17L264 15L263 13V11L264 10H261V6H262V3H264V2H262ZM194 2V1H193ZM195 2H197L196 0H195ZM246 2V1H245ZM254 4V5H252V3ZM1 3H3V2H0V4ZM199 3V2H198ZM201 3H203V2H201ZM185 4V5H184ZM194 4H197V3H194ZM194 4L192 3V5L194 6ZM228 4V3H227ZM251 4V5H250ZM3 6L5 5L6 6V4L4 3V4H2ZM1 5V6H2ZM218 5H216V6H214V7H217ZM220 6H222V5H219V7ZM204 7L205 6H203V7H201V9H199V10H202V8H203V10H205L204 9ZM213 7V8H214ZM218 7V10H220L221 9V11L219 12V11H216V12H219V14L218 13H216V15H217V19H218V21L220 22L221 20H222V18H224V17H226V13L225 12H223V8H219ZM187 8V9H188ZM212 8V9H213ZM1 9H2V7H1ZM16 9V8H15ZM172 9H173V12H172ZM180 9V10H181ZM186 9V10H187ZM189 9H192V8H189ZM210 9V8H209ZM211 9V10H212ZM216 10H217V8H215ZM215 9H214V13H215ZM230 9V10H229ZM7 10V9H6ZM175 10V11H174ZM202 10V11H203ZM211 10H209V11H211ZM1 11H3V10H1ZM209 11H208V13H209ZM20 12V11H19ZM22 12V11H21ZM181 12V11H180ZM204 12V11H203ZM202 12V13H203ZM248 12H249V14H254L253 16L252 15H249L248 14ZM115 13V12H114ZM114 13H113V15H114ZM174 13V14H173ZM199 13H200V11H199ZM201 13V14H202ZM208 13H207V10L205 11V15L207 16L208 15ZM222 13V14H221ZM223 13H224V15H223ZM229 13H231L233 16H231V15H229ZM237 14V16H236V14ZM14 14V13H13ZM12 14V15H13ZM118 14V13H117ZM123 14H126L125 12H123ZM176 14V15H175ZM260 14V15H259ZM112 15V16H113ZM115 15H116V13H115ZM204 15V17H206ZM216 15H214L215 16V18H216ZM219 15V16H218ZM239 15V16H238ZM257 15H258V17H259V19H258V17H257ZM14 16H15V14H14ZM118 16L120 17L121 15H120V12H119V14L117 15V18H118ZM126 16H129V14H126ZM181 16V17H180ZM256 16V17H255ZM261 16V17H260ZM12 17V16H11ZM106 17V16H105ZM115 17V19H117L116 18V16H113V18ZM139 18L140 17H142V16H138ZM176 17V18H175ZM184 17V18H183ZM202 17H203V14H202ZM209 17V16H208ZM251 17V18H250ZM112 18V19H113ZM121 18H122V16H121ZM121 18H120V20H119V18H118V21H120V23H118L117 22V20H114L115 21V23L113 22V21H111V22H113L114 24H116L115 25V27H117V24H121L122 25V22H121ZM128 18V17H127ZM142 18H145V17H142ZM141 18V19H142ZM151 16H150V19H148L149 21L148 22H150L151 21ZM187 18H189V16L187 17ZM238 18V19H237ZM257 18V19H256ZM6 18H2L1 17V19H0V32H4L5 33V31H7V28H6V30H4V31H2L3 30V27L5 28V23H4V21L7 23H9V21H6V20H8V17H7V19L5 20ZM111 19V20H112ZM140 19V20H141ZM146 19H147V16H146ZM180 19H183L182 21L180 20ZM202 19V18H201ZM205 19H207V17L205 18ZM204 19V20H205ZM220 19V20H219ZM104 20H105V18H104ZM123 20H127L126 18H124V19H122V21ZM138 18H136V21L137 22H135V23H138V24H140L141 25V23L140 22H138ZM139 20V21H140ZM144 19H142V21H143ZM156 20V19H155ZM203 19L200 21V23L201 22H205ZM107 22V24H106V26H108V25H110V23L108 24V20H106ZM125 21H123V22H125ZM154 21V20H153ZM152 21V22H153ZM218 21L215 23L214 21V26L216 27V24H218ZM250 21V22H249ZM3 22V23H2ZM110 22V21H109ZM152 22H150L151 24H153ZM179 22V23H178ZM188 22H190V20L188 21ZM113 23H111V25L113 24ZM126 23H127V21H126ZM145 23V22H144ZM155 23H156V21H155ZM251 23H253L254 25H252ZM5 26H4V25ZM114 24H113V26H114ZM158 21H157V26H158ZM174 24V23H173ZM249 24H251V25H249ZM2 25V26H1ZM100 25H104V27L106 28V26H105V23L103 22V20H102V22L100 23ZM121 25H118V27L119 28H122V27H120ZM147 25V24H146ZM155 25V24H154ZM188 25V26H187ZM73 26V25H72ZM199 26V25H198ZM217 26H219V24L217 25ZM249 26V27H248ZM251 26V27H250ZM7 27H8V24H7ZM74 27V26H73ZM111 27V26H110ZM117 27V28H118ZM248 27V28H247ZM247 28V29H246ZM205 29V28H204ZM73 30V29H72ZM71 30V32L69 33V34H71L72 35V33L74 34V32H75V35H77L78 34V32L77 31H72ZM203 30V31H202ZM26 31V30H25ZM64 31H66V29H64ZM124 31V32H123ZM127 31V33L129 34L128 36H124V34L123 33H125ZM129 31V32H128ZM172 32V33H169V32ZM24 32V31H23ZM27 32V31H26ZM133 32V31H132ZM155 32V31H154ZM153 32V33H154ZM179 32V33H178ZM196 32V31H195ZM77 33V34H76ZM169 33V34H168ZM256 33L258 34V35H256ZM18 34H22V32L21 33H18ZM17 33L16 34H14L13 36H12V38H10V40H8V43H6V41H4V40H2L1 38H4L3 37V34H0V35H2V36H0V74H2V75H9L10 76V74H12V75H14L15 77H16V71L17 70H10V67L13 69L14 68V65L16 66V69H17V64H18V62L17 61H19L20 62V60H22V61H24L25 62V60H23V57H22V55L20 56L19 55V53H18V47H21V44H22V42H20L21 44L20 45H18L17 46V41L16 42H14V40L13 39H15V37H17V36H19ZM155 34V33H154ZM171 34V35H170ZM179 34V35H178ZM181 34V35H180ZM196 34V33H195ZM197 34H198V32H197ZM260 34V35H259ZM125 35H126V33H125ZM170 35V36H169ZM175 35V36H174ZM184 35V36H183ZM244 35V36H243ZM4 36H6V33L4 34ZM132 36V37H131ZM172 36H174L175 38H173ZM234 36H236V38L235 39H233L234 38ZM261 36V37H260ZM72 37H74V38H76V39H78V40H82V38L80 37V35H79V37L77 38L76 36H74V35H72ZM117 37H118V35H117ZM116 37V38H117ZM137 38V39H134V38ZM171 37V38H170ZM208 37H210V36H208ZM241 37V38H240ZM142 38V37H141ZM157 38V39H156ZM167 38H164L165 40L167 39ZM189 38V39H188ZM199 38V39H198ZM52 39V40H51ZM112 39H115V36L114 37H112ZM119 39V37L117 38V40ZM122 39V40H123ZM152 39H155L154 41L155 42H153V40ZM184 39V40H183ZM187 39V40H186ZM195 39H197V40H195ZM240 39V40H239ZM243 39V40H242ZM263 39V40H262ZM39 40V39H38ZM133 40V41H132ZM137 40V41H136ZM147 40V41H146ZM177 40H179V41H177ZM237 40V41H236ZM10 41V42H9ZM21 41H23V40H21ZM46 42H47V40H45ZM44 41V42H45ZM56 41V40H55ZM54 41V42H55ZM113 41H115V40H113ZM119 41H121V39L119 40ZM124 41V40H123ZM149 41H152V42H150L151 44H153V46L149 43ZM161 41H163V40H161ZM180 41H184L183 43L182 42H180ZM200 41V42H199ZM232 41H234V42H232ZM239 41V42H238ZM5 42V43H4ZM12 42V44H9V43H11ZM57 42V41H56ZM111 42H112V40H111ZM126 42V41H125ZM157 42V43H156ZM165 42V41H164ZM182 43V44H180V43ZM193 42H196V43H198V45H194V43ZM113 43V42H112ZM111 43V44H112ZM137 43V44H136ZM156 43V44H155ZM162 43V42H161ZM185 43H187V44H185ZM189 43V44H188ZM7 44V45H6ZM19 44V43H18ZM114 44H115V42L113 43V46H114ZM126 44V43H125ZM126 44V45H127ZM135 44V45H134ZM139 44V45H138ZM140 44H141V47H140ZM176 44H177V47L178 48H176ZM179 44V45H178ZM185 44V45H184ZM5 45V46H4ZM117 45V44H116ZM125 45V46H126ZM112 46V45H111ZM128 46V45H127ZM126 46V49H127V51L128 52H130L129 50L131 49L129 46V49H128V47ZM139 46V47H138ZM144 46V47H143ZM61 47V48H60ZM137 47V48H136ZM202 47V48H201ZM222 47L220 46L219 48V50L218 51H220V50H222ZM15 48V50H17V53L15 54V56L13 57V58H11L12 56H13V49ZM59 48V49H58ZM112 49H115V48H117V46L115 47H111ZM142 48V49H141ZM151 48V49H150ZM160 48H161V50H160ZM167 48H169V49H167ZM201 48V49H200ZM58 49V50H57ZM124 49V48H123ZM131 49V50H132ZM140 49V50H139ZM194 49V50H193ZM198 51H197V50ZM20 50V49H19ZM50 50H52V49H50ZM121 50V49H120ZM142 50V51H141ZM150 50H152V51H150ZM188 50H189V52H190V54H188L189 52H188ZM193 52L194 51V53H192L191 51ZM5 51V52H4ZM7 51H10V53L9 52H7ZM48 51H49V49H48ZM62 51H63V49H62ZM124 51H125V49H124ZM126 51V52H127ZM137 51V53L135 54V52ZM139 51V52H138ZM141 51V52H140ZM167 51H169V52H167ZM171 51H172V53H171ZM177 51V52H176ZM14 52H16V51H14ZM20 52V51H19ZM154 52V53H153ZM184 53V54H181V53ZM200 52V53H199ZM248 52V53H247ZM254 52V53H253ZM9 53V54H8ZM11 53H12V56H10L11 55ZM148 55H147V54ZM180 53V54H179ZM202 53V54H201ZM7 54V55H6ZM48 54V53H47ZM174 54H177V55H174ZM196 54H197V56L198 57H196ZM204 54V55H203ZM17 55H19V57H17ZM41 55L42 56H49V57H51L50 55H46V54H43V52L41 53ZM179 55H180V57H179ZM185 55V56H184ZM203 57H202V56ZM4 56V57H3ZM7 56V57H6ZM11 58V60H12V62H11V60H10V58ZM53 56V55H52ZM134 56L135 57H138V58H134ZM171 56V57H170ZM183 56V57H182ZM189 56V57H188ZM195 57V60H194V57ZM3 57V58H2ZM16 57V59H15V61L17 62H13L14 61V58ZM22 57V58H21ZM92 57V56H91ZM90 57V58H91ZM92 57V58H93ZM157 57V58H156ZM164 57V58H163ZM174 57V58H173ZM201 59H200V58ZM232 57V58H231ZM81 58L82 59H84V60H88V63L90 64V66L91 67H89V68H87L88 67V63L85 65V64H83L85 61L84 60H81ZM86 58H88V59H86ZM171 58V59H170ZM173 58V59H172ZM183 58V59H182ZM191 58V59H190ZM204 58V59H203ZM210 60H209V59ZM229 58L231 59V60H229ZM6 59V60H5ZM42 59V58H41ZM161 59V60H160ZM181 59V60H180ZM78 60V61H77ZM80 60V61H79ZM102 60V61H101ZM174 60H176V61H174ZM187 60V61H186ZM198 60H200V61H198ZM212 60V61H211ZM218 60V61H217ZM222 60V61H221ZM52 61H55V60H52ZM74 61V62H73ZM101 61V62H100ZM141 61H142V63H141ZM169 61V62H168ZM173 61V62H172ZM179 61V62H178ZM184 61L185 62H187L186 64L184 63ZM218 63H217V62ZM231 61V62H230ZM7 62H8V65H6L7 64ZM9 62H11V66H9ZM30 62V61H29ZM49 62H51V60H49ZM124 62V63H123ZM128 62H129V64H128ZM140 62V63H139ZM171 62V63H170ZM202 62V63H201ZM214 62H216V64L214 63ZM4 63H5V68H2V67H4ZM12 63H14V65L12 64ZM86 63V62H85ZM118 63H120V64H118ZM123 63V64H122ZM132 63V64H131ZM194 63V64H193ZM201 63V64H200ZM19 64H22L21 66H18V68L19 69H25V67L24 66H26L27 68V71H28V69L30 70H32V72H33V70H39V68H40V66L39 65H35V64H32V63H19ZM18 64V65H19ZM34 65V66H32L31 68H29L31 65ZM84 66H83V65ZM150 64V65H149ZM165 64V65H164ZM170 64H173V65H170ZM180 66H179V65ZM182 64V65H181ZM209 64V65H208ZM3 65V66H2ZM105 65V64H104ZM120 66L121 67V69L124 71H126V69H124L123 67H125V68H129L130 70L132 69L134 72H132V71H130V70H128L129 72H131V74L132 75H134V76H136V77H138V78H140L145 84H146V86L145 87H142V86H140V88L141 89H138L137 87L135 88V87H133L132 85H130L131 83L127 80V81H125V77H123V79H122V76H124L121 72H119V71H117V70H115V67L114 66ZM139 66V67H137V66ZM162 67H161V66ZM167 65V66H166ZM205 65V66H204ZM216 65V66H215ZM39 68H38V67ZM74 66V67H75ZM81 66H82V68H81ZM107 66V65H106ZM113 66V67H112ZM128 66V67H127ZM129 66H131V67H129ZM176 66L177 67H179V68H176ZM182 66V67H181ZM184 66V67H183ZM186 66V67H185ZM193 66V67H192ZM195 66V67H194ZM207 66V67H206ZM209 66V67H208ZM214 66V67H213ZM217 66H219L218 68H217ZM9 69H8V68ZM35 67V68H34ZM134 67V68H133ZM143 67V68H142ZM153 67H154V70H153ZM167 67V69H165ZM198 67V68H197ZM202 67V68H201ZM213 67V68H212ZM226 67V68H225ZM259 67V68H258ZM136 68H139V69H136ZM184 68V69H183ZM209 68L211 69V70H209ZM26 69H25V71H26ZM142 69V70H141ZM156 69V70H155ZM191 69V70H190ZM214 69V70H213ZM224 71H223V70ZM74 70V71H73ZM139 70V71H138ZM150 72H149V71ZM151 70H153L152 72H151ZM169 70V71H168ZM174 70V71H173ZM187 70V71H186ZM190 70V71H189ZM200 70V71H199ZM207 70V71H206ZM218 70V71H217ZM232 70V71H231ZM256 70H258V71H256ZM142 71H144V72H142ZM160 71V72H159ZM6 72V73H5ZM21 72V71H20ZM29 72V71H28ZM35 72V71H34ZM37 73H36V75L38 76V71H36ZM39 72H40V74H39V77H37V76H33L34 78H36L37 77V79L39 78L40 80H42L41 78V76L43 75V74H41V73H44V72H41V70H39ZM137 74H136V73ZM142 72V73H141ZM169 72V73H168ZM186 72V73H185ZM188 72V73H187ZM189 72H191V73H189ZM195 72V73H194ZM211 72H213V73H211ZM10 73V74H9ZM23 73H25V72H23L22 71V75H26V74H23ZM174 75H173V74ZM177 73H179V74H177ZM205 73H206V75L207 76H205ZM208 73H211V74H208ZM30 74L31 75H34L35 73H31L30 72ZM45 74V73H44ZM69 74H70V72H69ZM146 74V75H145ZM147 74H149V75H147ZM187 74H189V75H187ZM196 74V75H195ZM201 74V75H200ZM224 74H227V76H225ZM231 76H230V75ZM27 75H28V73H27ZM31 75H30V77H31ZM41 75V76H40ZM64 75H66V74H64ZM71 75H66V80L68 79L67 77L69 76V79L71 78L70 76ZM74 75V74H73ZM115 75V76H114ZM142 75V76H141ZM187 75V76H186ZM203 75V77H201ZM208 75H209V78H208ZM213 75V76H212ZM215 75V76H214ZM216 75H217V79H216ZM18 76V75H17ZM29 76V75H28ZM44 76V75H43ZM63 76V75H62ZM116 76H118V78H116ZM194 76H195V78H194ZM29 77V78H30ZM41 77V78H40ZM63 77V78H64ZM119 77H121V78H119ZM180 79H179V78ZM187 79H186V78ZM207 77V78H206ZM79 78V79H80ZM112 78V79H111ZM114 78V79H113ZM193 78V79H192ZM196 78H198V80L196 79ZM204 78H206V80L204 79ZM223 78H224V80H223ZM234 78V79H233ZM37 79H35V80H37ZM38 79V80H39ZM69 79H68V81H69ZM120 79H121V81H120ZM175 79H176V81H175ZM185 79H186V81H185ZM191 79V80H190ZM209 79L211 80L210 82H209ZM241 79V80H240ZM47 80V79H46ZM50 80V79H49ZM72 79H70V81H71ZM200 80L202 81L201 83H200ZM222 81V86L220 85L221 84V81ZM28 81H31L32 82V79L30 80H28ZM34 81V80H33ZM44 81H43V83H44ZM181 81H182V83H181ZM188 81H189V83H188ZM54 82H58V80L57 81H54ZM78 82V83H77ZM82 82V83H81ZM128 82V83H127ZM212 82V83H211ZM217 82V84H215ZM226 82V83H225ZM230 82H232V83H230ZM60 83V82H59ZM185 83V84H184ZM194 83V84H193ZM229 83V84H228ZM57 84V83H56ZM56 84H54V85H56ZM79 84H81L80 86H79ZM176 84V85H175ZM182 84V85H181ZM191 84V85H190ZM200 84V85H199ZM212 84L214 85H218V86H212ZM231 84V85H230ZM5 85V86H4ZM87 85V84H86ZM85 85V86H86ZM175 85V86H174ZM197 85V86H196ZM205 85V87H203ZM208 85V86H207ZM53 86V85H52ZM52 86H50V87H52ZM65 86V85H64ZM88 86V85H87ZM103 86H105V87H103ZM177 86H178V88H177ZM182 86V87H181ZM185 86V87H184ZM194 86V87H193ZM201 86H202V88H201ZM206 86H207V88L208 89H206ZM238 86H240L239 88H238ZM41 87V88H40ZM69 87H70V90H68L69 89ZM79 87H84V88H82V89H84L85 91H83V92H80L79 91ZM89 87V86H88ZM181 87V88H180ZM192 87V88H191ZM210 87V88H209ZM215 87V88H214ZM7 88H8V86H7ZM6 88V89H7ZM15 88V87H14ZM25 88V87H24ZM24 88H19V90H21L22 92H25V89ZM43 88H47V89H45V90H43ZM54 87H52V90L53 91H51V94H53L54 95V90L55 89H57L58 88V86H56L55 87V89H53ZM187 88H189V91H188V89ZM198 88V89H197ZM213 88L215 89V90H213ZM223 88H224V91H223ZM248 88V89H247ZM11 89V88H10ZM9 88H8V90H10ZM59 89V88H58ZM58 89H57V92H58ZM81 89V90H82ZM153 89H154V93H153ZM157 89V90H156ZM187 89V90H186ZM201 89V90H200ZM206 89V90H205ZM221 90V91H219V92H217L218 90ZM228 89V90H227ZM240 89H241V91H240ZM11 90V91H12ZM18 90V89H17ZM94 92H96V93H94ZM138 92H137V91ZM182 90V91H181ZM203 90V91H202ZM205 90V91H204ZM208 90H210V91H208ZM234 90V91H233ZM239 90V91H238ZM32 91V92H31ZM36 91H40V92H42V95H41V97L40 96H38V99H37V97H36V95H35V93L34 92H36ZM152 91V92H151ZM155 91H157L158 93L159 92H161V91H163V93L165 94H168V96H170L169 94H171V96H172V98H171V96H170V98L172 99H170L171 101H168L167 102V100H163V99H160V97L157 95V94H155ZM167 91V92H166ZM187 91L190 93L191 91H193V92H191L190 94L188 93L187 94ZM216 91V92H215ZM222 91H223V93L224 94H222ZM248 91V92H247ZM58 92V93H59ZM88 92V93H87ZM135 92H137V93H135ZM141 92V94H138V93H140ZM207 92V93H206ZM209 92V93H208ZM235 92V93H234ZM251 92V93H250ZM3 93H4V95H3ZM93 94V98L91 97L92 96V94ZM199 93V94H198ZM202 93V94H201ZM204 93H206L205 95H204ZM217 93V94H216ZM226 93V94H225ZM25 94V93H24ZM24 94H22V93H20V95H23L24 96ZM30 94V95H29ZM36 94H37V92H36ZM46 94V95H45ZM56 94V93H55ZM95 94V95H94ZM100 94L102 95V97H107V95H108V97L106 98L107 99V101H106V99H104V101H103V99H102V97L100 98ZM138 96H137V95ZM201 94V95H200ZM221 94V95H220ZM237 94V95H236ZM239 94V95H238ZM17 95V96H16ZM35 95V97H32V96H34ZM45 95V96H44ZM79 95H80V97H79ZM105 95V96H104ZM134 95V96H133ZM148 95V96H147ZM210 95H211V97H210ZM214 95V96H213ZM219 95V96H218ZM223 95H224V97H223ZM233 95V96H232ZM71 96L69 97L70 99H72L73 98V96H72V98H71ZM146 97V98H148L149 99V101L150 102H148V101H146V98L145 99H143V97ZM157 96V97H156ZM196 96H198V97H196ZM215 96H217V97H215ZM221 96V97H220ZM231 96V97H230ZM241 96V97H240ZM22 97V98H21ZM26 97V96H25ZM40 97V98H39ZM89 97V96H88ZM138 97V98H137ZM151 99H150V98ZM176 97V99L177 100H175V99H173V98H175ZM196 97V98H195ZM204 97V98H203ZM208 97V98H207ZM210 97V98H209ZM220 97V98H219ZM226 97H228L227 99H226ZM237 99H236V98ZM34 98V99H33ZM92 98V99H91ZM203 98V99H202ZM215 98V99H214ZM218 98H219V100H218ZM224 100H222V99ZM229 98L231 99V102H230V100H229ZM244 98V99H243ZM50 99V98H49ZM61 99V98H60ZM154 99H155V102H152V100L154 101ZM211 99L213 100L212 102H211ZM233 99H234V101H235V99H236V103L235 102H233ZM247 99V100H246ZM22 100H24V99H22ZM51 100V99H50ZM49 100V101H50ZM73 101H75L74 99H72ZM103 102H102V101ZM126 100V101H125ZM173 100H175V102L173 101ZM196 100V101H195ZM202 100V101H201ZM203 100H205V101H203ZM209 100V101H208ZM227 102H226V101ZM18 101V100H17ZM18 101V102H19ZM97 101H101L102 103H98ZM138 101V104L136 103ZM195 101V102H194ZM28 102V103H27ZM81 102V103H80ZM86 102V101H85ZM170 102V103H169ZM172 102V103H171ZM176 102H178V104L176 105ZM211 102V103H210ZM230 102V104L228 105L227 103H229ZM243 102V103H242ZM245 102V103H244ZM1 103V104H2ZM32 104V105H29V104ZM41 103V102H40ZM39 103V104H40ZM66 103H67V101H66ZM181 103V104H180ZM202 103H203V105H202ZM222 103V104H221ZM238 103H240L239 105H238ZM248 103V104H247ZM10 105L9 106V108H6L5 106L6 105ZM78 104V105H77ZM82 104V105H83ZM134 104H136L137 105V109H138V106H139V111H141L142 110V108H144V110L147 108L146 106H149L150 108H155L154 109V112H153V117H155V118H151V117H149V118H151V120L153 119L154 120V123H162V124H167V126L165 125V128H163L164 126H162V128H163V130L162 129H159V126H160V124L159 125H157V126H154V128H156V127H158V129H155V133H153L154 131V129L153 130H150L149 128V130H147L145 127H143L144 125H141V127L142 128H144V130L146 129L148 132L150 131H153L152 133L153 134H151L152 136H149V138H145L146 136H144V138H142L141 137V134H139V135H137V136H139V137H134V136H136V134H138V129H139V133H141L142 131L140 130L141 128L139 127L138 129H137V127H138V125H136V124H139V123H145V125H146V119L144 118V117H140V116H142L141 115V113L142 112H145L144 110H142L141 112H140V114H138V112L139 111H137V113H136V107L135 108H133L132 106L134 105ZM180 104V105H179ZM206 104H209V105H206ZM233 104V105H232ZM251 104H255V105H251ZM5 105V106H4ZM15 105L17 106V107H15ZM141 105V106H140ZM219 105V106H218ZM223 105V106H222ZM249 105V106H248ZM30 106H32V107H30ZM170 106V107H169ZM234 106V107H233ZM240 106V107H239ZM243 106H244V108H243ZM8 107V106H7ZM40 108H42L41 107V105L39 106ZM61 107V106H60ZM148 107V108H149ZM236 107H237V109H236ZM246 107V108H245ZM252 107V108H251ZM260 107V109H258ZM4 108H5V112H7L10 108V111H9V113L11 112V111H13V114L14 113H16L17 111V113L15 114V115H17V116H15V115H13L12 114V112L10 113L11 114V116L9 115V113H8V115L6 114L5 115V112H3L4 111ZM22 108V107H21ZM39 108V109H40ZM46 108V107H45ZM181 108V109H180ZM207 110V111H205V109ZM242 109L241 111H240V109ZM43 109H44V107L42 108V111H43ZM132 109H134L133 111H132ZM185 109V110H184ZM229 109V108H228ZM247 109V110H246ZM252 109V110H251ZM7 110V111H6ZM17 110V111H16ZM28 110V109H27ZM26 109L24 110V112L25 111H27ZM45 110V109H44ZM71 110V111H70ZM87 110V111H88ZM162 110V111H161ZM163 110L164 111H167V112H170L171 111V113L172 112H175L177 115L176 116H174V118L173 117H171V115L172 114H169V115H166L164 112H163ZM170 110V111H169ZM236 110H237V112H236ZM248 110H249V113H248ZM251 110V111H250ZM21 111H22V109H21ZM46 111V110H45ZM45 111H43V112H41V115H42V113H45ZM46 111V112H47ZM103 111V112H102ZM107 112V114H105L106 112ZM112 111V113L111 114H108L109 112H111ZM131 111V112H130ZM135 111V112H134ZM209 111H211V110H209ZM243 111H245V112H243ZM247 111V112H246ZM262 111V112H261ZM2 112V113H1ZM128 112V113H127ZM242 112V113H241ZM251 112V113H250ZM253 112H254V114H253ZM256 112V113H255ZM49 113H47L48 115H49ZM61 113V112H60ZM69 113H71L72 114V116L74 117V116H76V117H72V118H69L70 117V115H69ZM136 115H135V114ZM246 113V114H245ZM259 113H260V115H259ZM36 114V115H35ZM40 114V113H39ZM56 115V117H57V115H58V119L56 118V120H57V122H55V119L53 118V115ZM105 116V118L107 117V120L105 119H103V115ZM127 114V115H126ZM131 114V115H130ZM143 114V113H142ZM165 114V115H164ZM243 114V115H242ZM250 116H249V115ZM253 114V115H252ZM44 115V114H43ZM45 115H46V113H45ZM61 115H62V113H61ZM83 115V114H82ZM95 115V116H94ZM121 115V116H120ZM129 115V116H128ZM139 115V116H138ZM258 115V116H257ZM12 116H14L15 117V119H14V117H12ZM21 116V115H20ZM79 116H81V115H79ZM97 116V117H96ZM127 116V117H126ZM133 116V117H132ZM144 116H146V115H144ZM37 117V116H36ZM45 117V116H44ZM123 117H124V120H122L123 119ZM132 119H131V118ZM176 117V118H175ZM183 117H186V118H183ZM249 117V118H248ZM250 117H251V121H250ZM262 117V118H261ZM13 118V121H11V119ZM53 118V119H52ZM77 118V119H76ZM141 118V120H138V119H140ZM144 118V119H143ZM147 118V117H146ZM254 118V119H253ZM18 120V122H17V120ZM21 119V121H19ZM72 119V120H71ZM93 119H94V121H95V124H94V121H93ZM102 119V120H101ZM127 119V120H126ZM128 119L130 120V122L128 121ZM182 119V120H181ZM186 119V120H185ZM4 120V119H3ZM29 120V119H28ZM92 120V121H91ZM102 121V122H100V121ZM132 120V121H131ZM152 120V121H153ZM155 120H156V122H155ZM180 120V121H179ZM248 120V121H247ZM253 120V121H252ZM258 123H256L255 124V121ZM259 120V121H258ZM262 120V121H261ZM38 121V122H37ZM59 121V122H58ZM100 123H99V122ZM103 121L104 122H106V123H104L106 126H110V127H108L106 130H105V125L103 126L104 128H101L102 127V124H103ZM150 121V120H149ZM152 121H150V123L152 122ZM182 121V122H181ZM186 121L187 122V124H185L184 122ZM250 121V122H249ZM2 122V124L4 123H6V121H1ZM17 122V123H16ZM50 122V123H49ZM53 124H52V123ZM86 122H88V124L86 123ZM124 122V123H123ZM172 122H174V123H172ZM190 122H191V126H190ZM262 122V123H261ZM11 123V124H10ZM63 123V124H62ZM85 123V124H84ZM99 123V124H101V125H99L98 127L99 128H101V129H99V128H97V124ZM133 123V124H132ZM149 123V124H150ZM154 123H152V124H154ZM182 123V124H181ZM189 123V124H188ZM260 123V124H259ZM1 123H0V126L2 125ZM3 124V125H4ZM26 124V125H25ZM33 124V125H32ZM50 128L51 127V125H52V129L53 128H55L56 126H57V128L56 129H53V130H49V131H47L44 127H46V125ZM49 124H50V126H49ZM54 124H55V127H53L54 126ZM73 124V125H72ZM128 124V125H127ZM192 124H195V125H193L192 126ZM19 125V126H18ZM25 125V126H24ZM33 127H32V126ZM37 125H38V127H37ZM63 125V127H61ZM125 127H124V126ZM131 125V126H130ZM134 125H136V129H137V133L134 135V136H128L130 133H129V130H130V128L132 129V127H134ZM140 125V124H139ZM155 125V124H154ZM255 125V126H254ZM29 126H31L30 128H29ZM94 126H96V128L98 129V130H96V131H91V134H90V131H88L89 132V134H90V137L92 138H89V141H88V138L86 137V135H88V133H87V131H85V130H88V129H90V127H94ZM101 126V127H100ZM111 126H112V131H114L115 132V130L116 131H118V132H115V134H112V136L114 135V137L112 138L113 140H115L114 142H112L113 140H110V141H106L105 140V137L107 136V135H109V137L111 136L110 134H104V132H106L109 128L111 129ZM116 128L115 130H113L114 129V127ZM259 126V127H258ZM5 127H7L6 125H5ZM17 127H19V128H17ZM25 127H26V130L27 131H29L28 133H27V131L26 130H24L25 129ZM28 127V128H27ZM36 127V129L38 130V129H43L42 131L44 132H42V134H43V137L45 136V137H47L48 138V140H49V138L51 139V140H53V141H51V142H47V141H45V140H47V139H44V143H45V145L43 144V141L42 142H40L39 140H43V137H41L42 136V134H40L41 133V131L40 130H38V132H36L37 130L36 129H34ZM48 127H46L47 129H48ZM147 127V126H146ZM153 127V126H152ZM193 127V128H192ZM204 127V126H203ZM202 127V128H203ZM256 127V128H255ZM12 128V129H11ZM23 128V131L21 130ZM32 128V129H31ZM50 128V129H51ZM80 130V128H81V130L79 131L78 129ZM88 128V129H87ZM95 128V127H94ZM93 128V130H95ZM134 128V129H135ZM150 128H151V126H150ZM179 128L181 129V128H183L182 130H180L181 131V133H180V131H178L179 130ZM263 130H262V129ZM117 129H119V130H117ZM134 129H133V131H132V133H134L135 131H134ZM135 129V130H136ZM204 129V128H203ZM258 129V130H257ZM21 130V131H20ZM83 130L86 132V134L85 135H81V133L80 132H83ZM121 130V131H120ZM143 130V129H142ZM144 130H143V134H144ZM158 130V131H157ZM19 131H20V133H21V135H22V132H24V131H26V134L28 135V134H31V135H35V132H36V134H40L39 135V137H38V135H37V137L35 138V136H34V138H35V140H36V142H35V140H32V142H34V144L32 143V145H31V143H30V139L31 138H33V136H27V135H25V133H23V136L25 137V136H27V140L26 141H28L29 143H30V146L27 148V147H25V145L27 146V143L25 142L24 144L25 145H23L24 147H22V145H21V143L20 144H17V143H19L21 140H19V142H15V141H18V139H15V137L18 135V133H19ZM112 131H109V132H112ZM157 131V132H156ZM182 131H184L183 132V134H182ZM33 132V133H32ZM78 132V133H77ZM85 132H83V133H85ZM94 134H93V133ZM96 132V133H95ZM108 132V131H107ZM108 132V133H109ZM114 132H112V133H114ZM120 132V133H119ZM148 132H146V133H148ZM198 134H196V133ZM205 132V131H204ZM207 132V131H206ZM59 133V134H58ZM82 133V134H83ZM117 133H119V134H117ZM145 133V134H146ZM10 135V136H6V135ZM47 134H49V135H47ZM74 136H73V135ZM81 135V138H79L80 137V135ZM93 134V135H92ZM102 134V135H101ZM103 134H104V138H102V140L101 139H99L98 138V136L99 135H101V136H103ZM142 134V135H143ZM181 134V135H180ZM228 134V133H227ZM229 134H231V133H229ZM228 134V135H229ZM252 134H253V138H252ZM17 136V137H19V138H22V136ZM52 135V136H51ZM68 135V136H67ZM131 135V134H130ZM83 136V137H82ZM111 136V137H112ZM115 136H117V137H115ZM14 137V138H13ZM44 137V138H45ZM53 137V138H52ZM68 137V138H67ZM70 137V138H69ZM85 137V139H83ZM88 137H89V135H88ZM100 137V136H99ZM108 137V136H107ZM107 137H106V139H107ZM125 137V138H124ZM148 137V136H147ZM152 137V138H151ZM3 138H4V140H3ZM8 138V139H7ZM9 138H11V139H9ZM12 138L13 139H15V140H13L12 141ZM37 138H38V140H37ZM39 138H42V139H39ZM80 140H79V139ZM141 138V139H140ZM248 138H245V139H248ZM54 139H56V140H60V141H57L58 142V145L59 146H56V144H55V146L56 147H54L53 145V143H56V140H54ZM76 139V140H75ZM78 139V140H77ZM91 139V140H90ZM103 139L105 140V141H103ZM109 139H111V138H109ZM116 139H117V141H116ZM132 139H134L133 141H132ZM137 139V140H136ZM225 139H227V140H225ZM252 139V140H251ZM253 139H255V140H253ZM2 140V141H1ZM8 140V142H5V141H7ZM23 140H24V138H23ZM24 140V141H25ZM66 140V141H65ZM95 140H96V142L98 141V142H100V143H98V145L96 144V142H95ZM100 140V141H99ZM159 140V141H158ZM39 141V142H38ZM65 141V142H64ZM101 141H102V143L103 144H105L106 142H107V145H108V142H110V146L108 145V147H107V145L105 146L104 145V147L105 148H107L104 152H100V149H104V147H102L101 145V147H99V144H102L101 143ZM152 141V142H151ZM154 141V142H153ZM158 141V142H157ZM235 141V142H234ZM245 141V142H244ZM16 144H15V143ZM93 142H95V143H93ZM114 144L115 142V144L113 145L112 143ZM119 144H118V143ZM131 142V143H130ZM132 142H134V143H132ZM224 142H226V144H223ZM238 142H240V144H238ZM247 142V143H246ZM255 142H257L256 144H255ZM39 143L40 144H42V145H39ZM49 143V144H48ZM51 143V144H50ZM72 143H73V145H75V146H77V147H75V148H73V149H71L72 148ZM247 145H246V144ZM5 144H3L2 146L0 145V147L1 148H3L4 147V145ZM14 144V145H13ZM39 145V146H37V147H35L36 145ZM48 144V145H47ZM95 144H96V146L98 147V148H100V149H98L97 147V149L96 150H98V151H96L95 150V148H94V146H95ZM132 144V145H131ZM133 144H134V146H135V148H133ZM151 145V146H147V145ZM155 144H156V146H155ZM187 144V145H186ZM245 146H244V145ZM10 145H8V146H10ZM17 145V146H16ZM18 145H21V147L23 148H19V146ZM43 145L45 146V147H43ZM70 145H71V147H70ZM79 145L81 146V147H79ZM119 145H121V146H119ZM186 145V146H185ZM237 145H238V147H240V148H242L241 150H238V147H237ZM240 145V146H239ZM255 145H257V146H255ZM6 146V145H5ZM42 146V147H41ZM47 146V147H46ZM51 146H52V148L53 149H51ZM112 146V147H111ZM116 147V148H114V147ZM119 146V147H118ZM129 146V147H128ZM227 148H226V147ZM243 146V147H242ZM248 146V147H247ZM33 147H35V148H33ZM38 147H39V149H38ZM74 147V146H73ZM78 147H79V149H78ZM147 147V148H146ZM246 147V148H245ZM25 148H26V150H25ZM30 148V150H32L31 152H30V150H27V149H29ZM49 148H50V150H49ZM112 148H114L115 149V152L113 151L114 149H112ZM149 148V149H148ZM152 148V147H151ZM153 148V149H154ZM239 148V149H240ZM252 148V149H251ZM263 148V149H262ZM17 149V152L19 153H16V150ZM18 149H20V150H18ZM36 149V150H35ZM38 149V150H37ZM44 149H45V152H44ZM102 149V150H103ZM245 149V152H248L249 153V155H248V153H246L245 154V152L244 153H242L243 152V150ZM246 149L248 150V151H246ZM34 150V151H33ZM40 150V151H39ZM41 150H43V151H41ZM48 150L49 151H51V150H54V152H53V157L51 156L50 157V153L52 152H48ZM92 150H94V151H96V153H94ZM101 150V151H102ZM117 150V151H116ZM159 150V151H158ZM236 150V151H235ZM258 150V151H257ZM14 151V152H13ZM20 151V152H19ZM29 151V152H28ZM37 151V152H36ZM39 151V152H38ZM60 151H58V152H60ZM92 152V153H94L93 155H92V153H90V152ZM149 151V152H150ZM238 151H240V152H238ZM251 151V152H250ZM46 152H48V153H46ZM125 152V151H124ZM134 152V153H133ZM140 152V153H139ZM215 152H217V153H215ZM11 153V154H10ZM16 153V154H15ZM21 153V154H20ZM31 155H30V154ZM33 153H34V155H33ZM37 153H40V154H38L39 156H37ZM43 153V154H42ZM68 153H69V155H68ZM74 153V154H73ZM88 153H89V155H90V158H93L94 159V161H92L91 163L92 164H90V162L88 163V164H86L89 160H92V159H89V160H87V157H89L88 156ZM230 153V154H229ZM253 153V154H252ZM25 154H27V155H25ZM81 154V155H80ZM95 154H97V156L95 155ZM224 154H225V156H224ZM237 154H238V156H237ZM242 154H244L243 156H242ZM16 155V156H15ZM52 155V154H51ZM84 155H86V156H84ZM107 155H109V157L107 156ZM119 155H121V156H119ZM247 155H248V157H247ZM255 155V156H254ZM19 156V157H18ZM84 156V157H83ZM91 156H93V157H91ZM179 156V157H178ZM35 157V158H34ZM41 157V158H40ZM58 157V156H57ZM58 157V160L55 158V162H56V160L58 161V162H60L59 161V158ZM66 157H68V158H66ZM70 157V158H69ZM79 157V158H78ZM228 157L230 158V159H228ZM232 157H234V158H232ZM31 158V159H30ZM33 158V159H32ZM38 158L39 159H41V160H38ZM43 158V159H42ZM75 158V159H74ZM82 158H84V159H82ZM85 158H86V161H85ZM111 158L108 160V162H110V160H111ZM123 158V157H122ZM175 158V159H174ZM30 159V160H29ZM46 160L48 159L47 157L45 158ZM45 159H44V161H45ZM73 159V160H72ZM77 159V160H76ZM103 159V158H102ZM234 159V160H233ZM33 160V161H32ZM73 162H72V161ZM105 160V159H104ZM237 160V161H236ZM54 161V160H53ZM53 161L51 162V163H53ZM107 161V160H106ZM122 162L120 163V165L121 164H123V162H125L126 163V161H123V160H121ZM230 161V162H231ZM25 163L26 165H22L21 163ZM36 162H34L35 164H36ZM41 162H43V161H41ZM39 163L40 164V166H35L36 167V170L38 171V169L39 168H42L41 167V164L42 163ZM54 163V164H51L50 163V159H48V162L46 161V164H47V168H50V169H53L52 167H54L55 168V166L54 165H56V167L57 168H55L56 170L57 169H60V167H61V170L63 169L64 170V172L65 173H67L66 171H65V169H64V167H63V165H61L60 163ZM76 162V163H75ZM94 162V163H93ZM100 162V165L98 164ZM212 162V163H211ZM45 163V162H44ZM43 163V164H44ZM97 164V165H94V164ZM111 163V162H110ZM132 163V164H131ZM38 164V165H39ZM81 164V165H80ZM103 164H105V165H103ZM131 164V166L132 165H134L135 163H133V162H128L127 161V163L124 165L125 167L127 166V167H129V168H131L129 165ZM165 164V165H164ZM45 165V164H44ZM44 165H43V167H44ZM53 165V166H52ZM88 165H90V166H88ZM103 165V166H102ZM111 165V164H110ZM136 165V166H135ZM134 166H132V168H134L133 169V171L135 170V171H143V170H145L144 171V173L143 172H141L142 174H146V166L144 167H142L141 165H137V164H135ZM28 167L27 169H25V167ZM46 166V165H45ZM50 166V167H49ZM58 166H60L59 168H58ZM92 166H95V168H92ZM102 166V167H101ZM123 165L121 166V167H124ZM203 167V169H202V167ZM34 167V168H35ZM97 167V168H96ZM120 167V168H121ZM122 168L121 170H125V169H127V170H125V172L127 171L128 172V168ZM194 167V168H193ZM217 167V168H216ZM46 168V167H45ZM45 168H42V170H44ZM91 168V169H90ZM199 168V169H198ZM97 169V170H98ZM187 169H189L188 171H187ZM196 169V170H195ZM11 170V171H10ZM21 170H23V171H21ZM35 169H34V171L37 173V171H36ZM41 170V169H40ZM62 170V171H63ZM96 170V171H97ZM101 170V169H100ZM99 170V171H100ZM132 170V169H131ZM198 170V171H197ZM203 170V171H202ZM205 170V171H204ZM217 170V171H216ZM219 170H220V172H219ZM34 171L32 172V173H29L30 175H28V177H29V181H30V183H31V176H33L32 178L34 179H32L33 180V182L31 183V184H33L34 182L36 183V181H38L39 180V176L37 175V174H35V176H34ZM133 171H131V175H132V172ZM139 171V172H140ZM167 171V170H166ZM180 171H182V172H180ZM195 171H197V172H195ZM214 171V172H213ZM222 171V172H221ZM233 171V172H232ZM234 171L237 173H234ZM105 172V171H104ZM104 172H101L102 173V175H103V173ZM139 172H136V173H138L139 174ZM194 172V173H193ZM203 172H204V174H203ZM211 172V173H210ZM216 172H218V173H216ZM27 173V174H28ZM129 174H130V169H129V172H128ZM136 173H134L135 174V176H136ZM184 173V174H183ZM191 173V172H190ZM190 173H189V175H190ZM208 173V174H207ZM223 173V174H222ZM26 174V173H25ZM27 174H26V176H27ZM106 174H107V172H106ZM133 174V175H134ZM137 174V175H138ZM142 174H139V176H141ZM208 175V176H204V175ZM218 174V175H217ZM225 174V175H224ZM132 175V176H133ZM181 175V176H182ZM185 175V176H186ZM190 175V176H191ZM195 175H193V176H195ZM36 176H38V177H36ZM143 176V175H142ZM173 176H174V174H173ZM175 176V177H176ZM184 176V177H185ZM190 176H188L189 178H190ZM192 176V178H190V179H194V177ZM197 176V177H198ZM204 176V177H203ZM248 176V177H247ZM36 177V178H35ZM137 177V176H136ZM183 177V176H182ZM200 177V176H199ZM231 177V178H230ZM235 177V178H234ZM195 178H196V176H195ZM201 178L199 179V181H204V179H206V178H204L203 180H201ZM234 178V179H233ZM249 178V179H248ZM11 179V180H10ZM36 179V180H35ZM95 179V178H94ZM97 179V178H96ZM95 179V180H96ZM187 179V177L186 178H184V180H186ZM209 179V180H210ZM214 179H216V178H214ZM213 179V177H212V179L211 180H214ZM231 180V181H229V180ZM28 180V179H27ZM103 180V181H102ZM101 181V183L99 182V184L101 185L102 184V186H98L99 184H98V182H96V184H93V185H96V187H95V190H99V192H101L102 191V189H106V187H104V185H103V183H107V181H108V179L107 178H104V179H102ZM104 180H105V182H104ZM217 181H218V178L216 179ZM222 180V179H221ZM234 180H236V181H234ZM252 180V181H251ZM28 181V182H29ZM93 181V178L92 177H90V178H88V179H84V178H80L79 179V182H78V184L79 183H83L82 185H81V189H83L85 186L88 188V185L89 186H92V185H90L89 183L90 182H92ZM98 181V180H97ZM183 181V180H182ZM187 181V180H186ZM189 181V180H188ZM190 181H192V180H190ZM206 181L207 182H210V181H208L207 179H206ZM215 181V180H214ZM214 181H213V183L211 182V185H210V183L209 184H207V182H206V184H207V187H209V188H211V187H214V186H212V184L213 185H215L214 184ZM217 181H216V184H217ZM253 181H254V183H253ZM27 182V181H26ZM27 182V183H28ZM185 184H186V182L185 181H183ZM234 182V183H233ZM26 183V184H27ZM29 183V184H30ZM92 183H94V181L92 182ZM91 183V184H92ZM189 183V182H188ZM201 183V182H200ZM231 183V184H230ZM238 183V184H237ZM263 183V184H262ZM28 184V185H29ZM30 184V185H31ZM203 184H205V182L203 183ZM229 184V185H228ZM252 184V185H251ZM28 185H26V186H28ZM29 185V186H30ZM201 185V184H200ZM209 185V186H208ZM32 186V185H31ZM84 186V187H83ZM202 186V185H201ZM200 186V187H201ZM205 185H203V187H204ZM216 187H217V185H215ZM33 187H34V184H33ZM85 187V188H86ZM198 188H199V185L197 186ZM251 187V188H250ZM256 187V188H255ZM90 188V187H89ZM208 188V191L210 190ZM218 188V187H217ZM243 188V189H242ZM251 189V191H250V189ZM255 188V189H254ZM62 190V189H64L63 188V186L61 187V188H59V190ZM204 189H206V187L204 188ZM212 189L213 188H211V192L209 193V194H211V193H214L215 194V190L213 189V192H212ZM245 189L246 190H248V192L246 193V192H243V191H245ZM254 189V190H253ZM219 188H218V192H219ZM241 190V191H240ZM83 191H88V192H90L91 191V189L90 190H86V189H84V190H82V193H84L85 195H83L85 198H86V195H88L89 193L87 192V194L85 193V192H83ZM96 191V192H97ZM123 191V190H122ZM206 191V190H205ZM255 191V192H254ZM42 192H43V190H42ZM121 192V191H120ZM251 192V193H250ZM217 193V192H216ZM245 193V194H244ZM250 195H249V194ZM207 194V193H206ZM248 196H247V195ZM90 195V194H89ZM127 196V195H126ZM117 197V196H116ZM121 197H123V199L121 198ZM0 198H1V196H0ZM161 198H164V197H161ZM1 199H3V197L1 198ZM120 199H122V200H124L125 199V196H123V195H118V199H115V197L112 199V200H110L111 202L113 201V200H120ZM122 200H120V201H122ZM161 200H164V199H161ZM166 200V199H165ZM161 201V202H164L165 203V205H169V203L170 204H173V203H176V202H174L173 201V199H172V201H170V200H166V201ZM234 200H236V199H234ZM257 200V201H256ZM5 201H7V200H5ZM5 201H3L2 203L4 204H2L1 202H0V206H2V207H0V216L1 217H4L5 215L3 214V213H6V215L9 213V215H11L12 216V214H10V212H8L7 210L9 209V208H7V210H6V205H5ZM111 202L109 203L108 202V204H105V203H107V202H105V203H101L100 205H98V206H95V208L93 209V213H91L92 215H93V217H94V215H97L98 213H99V211H103L104 209H105V207H107V206H111V205H109V204H111ZM114 202H116L115 204V206L117 207H119V205H117V202L118 201H114ZM186 203L188 202V201H185ZM185 202H184V204H185ZM193 202V201H192ZM191 201H189V203L188 204H190V205H192V208L194 207V205H196L197 204V201H194L195 202V204L193 205V204H191L192 203ZM193 202V203H194ZM211 202L212 201H202V203L200 204L201 205V207H202V210L200 211V206H198V208L197 209H193L192 211H194V213H195V211L196 210H199V212H204V213H201V215H199V218H198V214H200L198 211L196 212V213H198L197 215L195 214H189V215H191V216H197L196 218H194V217H190V216H183V215H180V214H174V213H169L168 212V214H166L165 213V216H166V221L162 218V219H160L161 217H159V215L158 214H160L161 212V209H159V207H156L155 206V208L157 209H159V210H154V211H152L151 213H149L148 212V210H146V209H144V210H141V211H143V212H141L140 210H135L134 212L136 213V215H137V212H138V214L139 213H148L149 214V216L147 217V218H145L144 220H148V219H151V218H153V217H155L154 218V221H156L157 220V223L158 224H160V223H163V222H167V223H169V225H171L173 222V224H176V223H182L181 225H184L181 229H174V232H177V233H179L180 231H186V230H191V231H189L191 234H188V235H185V236H182V237H187V239L188 240H197V238L199 237V235L200 236H202L203 237V235H204V237L206 238V236H207V238H209L211 235H214V236H216V237H222V238H224V239H226V238H228V239H230V238H234L233 236H239V238L237 239L236 238V241H238V242H240V244H239V246H238V248H240V250H241V253H239L240 252V250H238L239 252V257L242 259V257H243V261L242 260H239V259H237V261L235 260L236 258H234V260H232V258L230 257L231 255H229V254H226V255H229V257L231 258H226L227 260H228V262L230 263L231 261H232V263H235V264H239V263H236V262H243V264H247L246 262L247 261H249V263L248 264H264V241L262 242V240L264 239V238H262L261 237V234L263 233L264 234V231L263 230H259V228H262V229H264V227H262L263 226V224H264V216H262L261 217V221H262V226L260 225V223L258 222L259 221V219L260 218H257L258 220H256L258 223H257V226L255 225V228H254V226H253V229H255V231H254V233L253 232H251V230L250 229H248L247 228V226H245V224H246V222H245V224L244 223H242V225H240L241 224V220L243 219V218H245L246 217V215L248 214L249 215V217L251 216V214L250 213H248L247 211H240V210H237V211H239L238 213L237 212H234L235 210H233V208L232 209H230L229 207H228V209H225L223 206L221 207L219 204H218V206H216L217 204H215V205H213V203L214 202H212V204H211ZM231 203H233L234 201H230ZM251 202V203H250ZM256 202V203H255ZM113 203V202H112ZM199 203H200V201H199ZM198 203V204H199ZM118 204H120L119 202H118ZM180 204H183V202H181ZM183 204V205H184ZM204 204V205H203ZM207 204V205H206ZM121 205V204H120ZM174 205V204H173ZM187 205V204H186ZM203 205V206H202ZM237 205V206H238ZM263 205V206H262ZM61 206V207H60ZM59 207H60V209L62 210H59L58 212H52V213H50V214H48V213H44V216L45 217H47V216H51L52 214L54 215V214H57V213H61L62 214V212H64L65 211V209L63 210L62 209V207L63 206H67V205H60ZM81 205H78V208L80 207ZM112 206H114V205H112ZM188 206V205H187ZM205 206V207H204ZM234 206H236V204L234 205ZM249 206H247V207H249ZM44 207H46V206H43V208ZM59 207H57V210L59 209ZM188 207H190V206H188ZM214 207V208H213ZM218 207V208H217ZM246 207V206H245ZM245 207H243V208H245ZM64 208V207H63ZM82 208V207H81ZM123 208H124V210H123ZM185 208H186V206H185ZM191 208V209H192ZM196 208V207H195ZM200 208V209H199ZM205 208V209H204ZM242 208V207H241ZM2 209V210H1ZM122 210H119L118 212H114V217H113V219L112 220H110V222H113V225H115L114 223H116L117 222V220H116V218L118 217V215H117V213L119 214V218L121 217V218H123L124 217V215H125V213H126V215L128 216V217H130L131 215H134L135 213H133V210H130L131 211V213H130V211H129V209H127V208H125V207H122L121 208ZM126 209L128 210V211H126ZM207 209V210H206ZM225 210L226 212H228V214H229V216H231L232 218L231 219H234V220H232V221H234L235 223L241 218V214H242V219H240V221H238L240 224L238 225H236L234 222L232 223V224H235V226H230V223H229V225L228 226H225V225H221V223H212V220L211 219H213V218H215L216 216H219L218 218H221L222 219V217L223 216H220L221 214L223 215V214H227V213H225L223 210ZM230 209V210H229ZM216 210H218V211H216ZM219 210H221L220 212H219ZM262 210V209H261ZM46 211V210H45ZM185 211H189L187 208L185 209ZM191 210H190V212H192ZM263 211H264V208H263ZM48 212V211H47ZM189 212V213H190ZM223 212V213H222ZM235 214H234V213ZM244 212H245V217H243V214H244ZM262 212V211H261ZM116 213V214H115ZM122 213V215H123V217L120 215ZM124 213V214H123ZM221 213V214H220ZM3 214V215H2ZM90 214V215H91ZM52 215V216H53ZM92 215H91V217H92ZM238 215H240V217L238 216ZM51 216V217H52ZM157 216H158V218H157ZM202 216V217H201ZM213 216H215V217H213ZM227 216V215H226ZM237 216V217H236ZM90 216L88 217V219H90L91 218ZM201 217V218H200ZM204 217V218H203ZM238 217H239V219H238ZM12 218H13V216H12ZM119 218H118V220H119ZM120 218V219H121ZM235 218L237 219V221L235 220ZM247 219H248V217H246ZM21 218H19V220H20ZM158 219H160V220H162V221H160V220H158ZM204 219H208V220H204ZM228 219V221H227V223L229 222V219H230V217L229 218H227ZM164 220V221H163ZM243 220H246V219H243ZM105 221V220H104ZM120 221V220H119ZM117 222L118 224H120L121 225V223L120 222ZM160 221V222H159ZM201 221H203V222H205V224L203 225L202 223H201ZM231 221V222H232ZM93 222V221H92ZM237 222V223H238ZM243 222V221H242ZM12 224H14L15 226H17V230H16V232H17V234L19 233H21L22 235H26V236H35V235H37V236H35V237H33V240H31V241H35V239H37V238H40V233L39 232H41L44 236H42L41 235V237H49L48 238V241L46 242L45 241V239H41L42 240V242H43V240H44V242H43V244L44 245H46V246H44L42 243V246H39L38 248H37V250H39V249H41L42 251H41V253H40V251H39V253H40V255H39V253L38 254H35L34 253V249L32 250L31 248L33 247V244H31L32 246H30V247H28V249H29V251H31V252H33L32 253V257L30 256V258H26V257H22V256H19V258L18 257H16L15 256V254H14V252H12V254H14V257H12L13 255L10 253L8 256L10 257H12V258H7L8 256H4V258H5V264L6 263H8L7 262V260L9 261V259H10V262L11 263H14V264H62L63 262L62 261H64L65 259L69 262V263H67V264H74L75 263V258H73V257H75V256H77V255H82V254H84L85 252H86V254H87V252H89V254H85L84 255V261H86V263L85 264H96V261H94L95 259H96V257H98V258H102L103 256H99V255H97V256H95L94 254H95V252L96 251H98L99 250V252H101V250L103 249V253H104V251L106 250V248L109 250H106L105 251V253L107 252V253H109V252H113V254H112V256L114 255V254H116V252L114 253V251H115V247L113 246V245H111L109 242H102V241H106L107 239H108V234H110L109 235V237L111 236V234L114 236H116L117 237V235L118 234H116V233H118V229L115 231V232H113V233H111L110 231H114L113 229H114V226L111 224V226H109V224H107V225H105L104 227H106L105 229L107 230L106 232L104 231V233L103 232H101V231H103L102 230V226L100 227L101 229V231L99 230V228H97V227H95V228H93L94 227V225L92 226V227H90L91 229H97L96 231V233H98V231H100L99 233L100 234H103V235H107V237L106 236H104V238L102 237V239L103 240H99V238L98 239H96L95 237L97 236L98 237V235H96V233L95 232H93V231H95V230H91L92 232H84V231H86V230H88V228H85L84 229V227H79V229H78V234L77 235H75L74 237H72V239L73 240H70L69 241V238H66L65 240H64V242L62 241V238L60 237L61 236V234L60 233H62V231H54V230H52L51 228H50V226L49 225H46V224H37V223H35V222H33V221H30L29 222V220H28V223L29 224H27V222H23V224H21V223H14V222H11ZM17 224V225H16ZM21 224V225H20ZM24 224H26V225H24ZM67 224V226L66 227H70V226H73L74 225V222H72V221H70V222H68V223H66ZM172 224V225H173ZM61 225V224H60ZM59 225V226H60ZM96 225V224H95ZM98 225V224H97ZM161 225V224H160ZM160 225H158V226H160ZM171 225V226H172ZM180 225V224H179ZM217 225H219V226H217ZM244 225V226H243ZM258 225L260 226V227H258ZM26 226V227H25ZM28 226V227H27ZM113 226V227H112ZM193 226V227H192ZM237 226V227H236ZM243 226V228H239V227H242ZM21 227V228H20ZM113 229H112V228ZM168 227H170V226H168ZM209 227H211V228H209ZM218 227V228H217ZM223 227V228H222ZM234 227V228H233ZM245 227V228H244ZM36 229V230H38V231H34L33 232V230L32 229ZM189 228H191V229H189ZM226 230H225V229ZM236 228V229H235ZM246 228H247V230H250L249 232H245L246 231ZM19 229L21 230V231H25V232H18L19 231ZM26 229V230H25ZM29 229V230H28ZM104 229V228H103ZM104 229V230H105ZM164 229V228H163ZM157 230V234L156 235H159V236H157L156 238H155V242H153L154 244H152V247H154V248H158L159 246H162V245H164V240H165V237H166V235H167V233H168V230L167 229H165V230ZM252 229V230H253ZM258 229V233H257V230ZM120 231H121V229H119ZM195 231V232H193V231ZM198 230V231H197ZM32 231V233H30ZM119 231V232H120ZM200 231V234H197V232H199ZM203 231V232H202ZM215 231H217V232H219V234H218V236L217 235H215L213 232H215ZM15 232V233H16ZM35 232H37V233H39V234H36ZM131 232V231H130ZM129 232V233H130ZM192 232H193V234H192ZM34 233V234H33ZM108 233V234H107ZM115 233V234H114ZM128 233V234H129ZM132 234H137L136 232H131ZM197 234V235H195V234ZM203 233V234H202ZM206 233V234H205ZM19 234L16 236V238L17 239H19L20 238V236H19ZM92 234V235H91ZM96 236H95V235ZM251 234V235H250ZM259 234V235H258ZM90 235V236H89ZM94 235V240H96V241H93V240H86V236H89V237H91V236H93ZM119 235L121 236V234L119 233ZM119 235H118V237H119ZM122 235H123V233H122ZM125 235V234H124ZM137 235H140V233L139 234H137ZM179 235H181V234H179ZM228 235V236H227ZM30 236V239H32V237ZM101 235H99V237H100ZM113 236H111V237H113ZM258 236H260L259 238H260V240L257 238ZM263 236V235H262ZM59 237V238H58ZM105 237H106V240H105ZM131 237H135V236H131ZM226 237V238H225ZM264 237V236H263ZM51 238V239H50ZM57 239V242L55 241L56 239ZM61 238V239H60ZM206 238V239H207ZM258 240H257V239ZM40 239H38V240H40ZM55 239V240H54ZM59 239H60V244H59ZM20 240V239H19ZM22 240V239H21ZM40 240V241H41ZM50 240V241H49ZM160 240V241H159ZM246 240H248V241H246ZM88 241H92V242H88ZM243 241V242H242ZM246 243H245V242ZM36 242L38 243V241L36 240ZM48 243V244H46V243ZM143 243L145 242V241H142ZM141 241H140V244H143ZM237 242V243H238ZM248 242H250V243H248ZM29 242H27V244H28ZM31 243V242H30ZM51 245H50V244ZM86 243V244H85ZM97 243H100L101 244V246H98V244ZM22 244V243H21ZM26 243H25V245L24 244H22V246H18L19 248H20V250H24L25 249V247H27V246H29V245H27ZM190 244H192V243H190ZM194 244H195V242H194ZM247 244V245H246ZM249 244V245H248ZM258 244H260V245H258ZM263 244V245H262ZM27 245V246H26ZM38 245H40V243H38ZM81 245H85L86 247H85V252H83L82 250H81V252H83L82 254H80L78 251H79V249H81ZM103 245V246H102ZM130 245H132V243H130ZM178 245H180V244H178ZM47 246H49V247H47ZM51 246V247H50ZM96 246V247H95ZM104 246H106V247H104ZM110 246H113V248L110 250V248L109 247ZM193 245H190V248L192 247ZM249 246V247H248ZM22 247H24V248H22ZM44 249H42V248ZM72 247H74V248H72ZM93 247V248H92ZM94 247H95V249L96 250H94ZM194 248H195V246H193ZM188 248L187 250H185L186 251V255H188V254H192V249H194V248ZM18 248V249H19ZM72 248V249H71ZM76 248V251L74 250ZM83 248V247H82ZM100 248V249H99ZM156 248V250H154L153 249V251H154V253H155V251H157L158 249ZM216 248V247H215ZM17 249V250H18ZM31 249V250H30ZM105 249V250H104ZM211 249V248H210ZM16 250V251H17ZM59 250H61V251H59ZM84 250V249H83ZM91 250H94V251H92L91 252ZM209 250V249H208ZM207 250V251H208ZM31 252L29 253V254H31ZM59 254H58V253ZM91 252V253H90ZM94 252V253H93ZM158 252V251H157ZM156 252V253H157ZM243 252H245V254L243 253ZM106 253V254H107ZM138 253H141V252H138ZM208 252H206V254H207ZM66 254V255H65ZM184 254V255H185ZM200 254V253H199ZM203 254H205V252L203 253ZM205 254V255H206ZM234 254V253H233ZM247 254V255H246ZM246 255V256H245ZM0 256H2L1 254H0ZM52 256V257H51ZM66 256H67V258H66ZM207 256V255H206ZM235 256H238V254L236 253V255H233V257H235ZM37 257V258H36ZM54 257H56V258H54ZM60 257V258H59ZM63 257V258H62ZM70 257V259H68ZM92 257V260H90V258ZM95 257V258H94ZM188 257H190V256H188ZM187 257V258H188ZM17 258V259H16ZM21 258H23V259H21ZM41 258V259H40ZM54 260H53V259ZM62 258V259H61ZM109 258H111V257H109ZM114 258V257H113ZM112 258V259H113ZM191 258V257H190ZM249 258V259H248ZM42 259H44L43 261H42ZM48 259V260H47ZM73 259V260H72ZM111 259V260H112ZM229 259L231 260V261H229ZM245 259V260H244ZM47 260V261H46ZM59 260H61V261H59ZM65 260V261H66ZM71 260V261H70ZM110 260V261H111ZM189 260V259H188ZM192 261H194V259H191ZM191 260H189V261H187V262H192ZM226 260V261H227ZM39 261V262H38ZM52 261V262H51ZM118 261V260H117ZM116 260L115 261H113V262H117ZM173 261V260H172ZM170 262L171 264H175L176 262L175 261H173V262ZM234 261V262H233ZM9 262V263H10ZM43 262H45V263H43ZM47 262V263H46ZM62 262V263H61ZM184 263V262H182V263H184V264H188V263ZM251 262V263H250ZM178 264H181V261H178L177 262ZM231 263V264H232Z\"/></svg>",
	"mask_w": 264,
	"mask_h": 264
}]
</instances>
